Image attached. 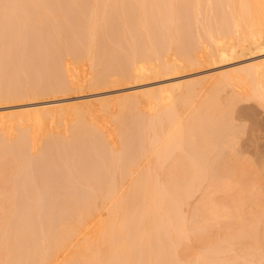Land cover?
Returning <instances> with one entry per match:
<instances>
[{"label":"rangeland","instance_id":"obj_1","mask_svg":"<svg viewBox=\"0 0 264 264\" xmlns=\"http://www.w3.org/2000/svg\"><path fill=\"white\" fill-rule=\"evenodd\" d=\"M15 1V0H14ZM14 1L13 0H6V1H4V0H0V20H1V22H2V20H3V24L5 25H8L7 23L10 21H13L12 22V24L9 22V24H11V25H15V29L17 30V26L16 25H18V19H21V17L23 18L24 17V15H23V13L25 14V17H27L26 19H28L29 17L27 16V15H29L28 13H26V11H27V9H26V5H25V9L26 10H20V9H23L24 8V6L21 8V5H23V4H21V5H19L18 3H20V2H18V3H15V5L13 4L14 3ZM19 1V0H18ZM22 1H25V0H22ZM21 1V2H22ZM27 1V0H26ZM29 1V0H28ZM38 1H41V0H37V2ZM43 1V0H42ZM41 1V3H43ZM49 1H55V0H49ZM48 1V2H49ZM56 1H58V0H56ZM61 1V0H60ZM65 1V0H64ZM64 1L62 0L61 2H60V5H61V3L63 2L64 3ZM72 1V2H71ZM68 0V1H65V3L64 4H62V6L64 5V6H66L67 7V9H68V14L70 13L71 15H72V12H73V14H74V10L75 11H77L78 9H77V7L75 8V6H74V3H73V1L75 2V0ZM80 1V2H79ZM76 0V2H78V3H81V0ZM87 1V4H84V5H87V6H84L85 8H86V10H88V12H90L91 10V12L93 13V15L95 14L96 15V13L97 12H95V6L93 5V1L94 0H85V2ZM101 1V0H100ZM99 0H98V10L99 9H103L102 11H103V13L104 12H106L107 10L109 11L108 13L110 14V12H111V16L113 17H109V20L110 19H113L112 21H109V20H107L108 19V17H107V19L106 20H103L102 22H100V23H98V24H100L101 26H100V28H96V29H98V30H100V34H99V32H98V30L96 31V32H98L97 34V36L95 35V30L93 31V36H94V38L95 37H98V39H94V38H92V36L91 37H89L88 36V38L91 40V41H89V39H85V37L87 36V34L88 35H90L89 33H92V28H93V25L95 26V24L97 23L96 21H97V19H98V17H99V21H101L100 19H102V14L100 13V14H98V16L96 15H94V17H97V18H94L93 17V15L91 14V12L89 13V16H87V15H84L85 14V12H80V11H78V14H75L74 16H72V17H67V15H66V11L65 10H67L66 8H62V9H60L59 8V10H61V13H60V11H51L50 9H52L53 8V5H57V6H54V10H58L57 8L59 7V2L58 3H54V4H49V3H46L47 2V0H46V2H44V3H46V5L48 4L50 7H48V5L45 7H42L43 5H41V9L43 10V8L45 9H47L48 11L46 12V11H44V15L46 16V15H49L50 16V18H51V16H52V18L53 17H56V15H58V17H62V16H60L63 12L62 11H64V16H65V19H66V17L67 18H69L71 21H69L68 19V23H69V25H70V27H72L74 30H76V29H80L79 27H82L80 30L82 31L83 30V25L84 24H82V26H80L81 25V23H85V25H87L86 27H88L90 24L92 25L93 24V22L95 21L94 19H96V21H95V23L92 25V26H90V27H92L91 29L89 28V29H86V31H88L87 33H85L86 31L85 30H83L81 33H80V31H75L76 32V36L75 37H71V38H67V37H70V36H73V35H75V32H74V30L72 29V31H69V32H67V30H69V29H65V31H63L64 29H63V24H64V27H66V26H69L68 24H66L67 23V20H66V23H62V25H61V28H60V30L61 31H63L64 33L66 32V35L65 36H63L62 35V33L63 32H61L60 30H59V28L57 27V26H59L60 27V24H61V20H62V18H60V21H58L59 23V25L55 22V20L58 18H53V20L51 19V21L52 22H48L50 19L47 17V19L48 20H46L47 21V23H48V25H51L50 23H53L54 24V22L56 23V26L55 25H51V31L53 32V34L52 33H50V29L48 30L47 29V23H46V25L45 26H43V27H46V28H44V30H46V32H47V30L49 31V33L48 34H50V35H48L47 33H45V31H43V28L41 27V29H42V31L40 30V29H38L39 30V33L38 32H36V31H34V32H36L38 35V37H39V35H43V36H45V37H43V40H44V38H46L44 41H41L42 40V38H40V40L39 39H37V37L36 38H34L33 36H35V35H33V34H35L34 32H33V34L31 35L30 33L33 31V27L35 26H31V28H33V29H31L29 26H28V24H32V22H31V20L32 19H30V23H28L27 24V21L28 20H26V25L29 27L28 28V31H27V29L25 28H23V29H20V27H18L19 28V33H20V35H19V38H20V36H22L20 39H18V36L17 35H12L14 38L16 37V41H14L15 39L14 38H9V35H7V34H9L10 33V31H11V29H13L14 28V26H13V28L12 27H10V25H8L9 27H10V31L9 30H7L6 28H7V26H4V28L6 29H4V30H0V34L2 33L3 34V37H5L4 38V40H3V37H0V97L1 98H3L2 100H1V98H0V127H2V125H1V122L2 121H8V125L6 126L7 127V131H8V133L6 132V134L8 135H5L7 138L9 137L10 139H11V143H16L15 145H16V147L18 146L19 147V150H24L23 152H21V151H19L18 150V147H17V149H13L14 148V146L15 145H13L12 147V149H13V153H14V155L11 153L12 152V149H10L11 150V152L10 151H7L8 152V155L10 154H12L11 156H12V158H10V157H8V159H10L9 161H7V163H9V164H6V162H4L3 164H1L0 163V169L1 168H3L4 167V165H8V166H12V165H10V163H12L13 162V164L15 163H19V165H20V168H21V170L20 169H18V173L20 172V171H22V172H20L19 173V175L18 174H16L17 172V170H15L16 168H9V169H7L8 167H4V170H2L1 169V171L2 172H0V183H4V182H6V183H4V184H6V186L8 185V182H10V187H11V184H13L14 182L17 184L18 182L20 183H18V185H19V189L20 190H23V189H21V188H23L24 186H25V188H24V192L25 191H30L29 190V188H31V189H33V190H35V191H33V193H36V191H38L36 194H34L36 197H42V198H40V199H42V200H39L38 198H36V197H32V198H35L34 200L37 202V204L39 205V209L41 210V208L43 209L44 207L45 208H47L48 209V211H49V208L51 207V210H50V212H48V211H46V214H48V216L49 215H52L53 214V216L51 217V216H45V217H48V219L51 217V218H53V220H51V222H49L50 221V219H49V221H47V223L44 225V222H46V220H44V222H43V219H45V218H43L42 216H43V214L45 213V211H44V213L42 212V210H41V213L39 214V212H38V208H36V209H34L35 207H37V204L35 205V207L33 206L34 204H35V201H33L32 203L33 204H31L32 205V207H34V208H31V206H28V205H30L29 203V198H31V197H29L30 196V194H32L33 195V193L32 192H30V194H29V196L28 197H26L27 195H22L21 193H20V195H22V196H19V194H18V197L17 198H15V200H17L18 202H19V198L21 197V198H23V199H27L28 200V202H26V203H28V204H22V203H24V200H23V202L21 203V202H19L20 204H21V206H20V204H18V202L17 201H14V195H13V193L11 194V192H14L15 193V196H17V193L16 192H19V190H18V188H16L17 187V185L15 186V184H13L14 186H12V187H14V188H12L11 187V189L10 190H12L11 192H10V197H12L13 198V200L9 197V198H6L5 199V204L2 206V208L4 207V209H3V211H6V209H9V212H10V209H11V206H9V205H11V202H10V199L12 200V201H14V203H13V205L15 204V202H16V208H17V210L13 207V205H12V208L14 209V210H12V212H14L15 211V213H19V215H20V212L21 211H19V209L18 208H20L21 210L22 209H24V210H22V213H21V218H20V221L17 223V221L16 220H18L19 219V215L18 214H15V213H9V216H10V218H11V215H13L12 216V218L14 217V220H15V218H16V216H17V218L18 219H16L15 221H16V223L17 224H20V222H22L21 220L23 219V222H25L26 220H27V222H30L31 224L32 223H34V225H35V221H37L39 218L38 217H40V219H42V222H38V221H40V220H38L37 221V223L39 224H43L44 226H46L47 224H48V222H49V225H51L50 223H54L55 222V225H54V227L57 225V227L58 228H61L60 227V223H64V221L62 220V219H64V218H66L67 219V217L65 216V217H63L64 216V212H62V210L61 209H63V210H65V208H62L63 207V202L64 201H66L67 202V199L65 200V199H63V198H68V194L70 193V195H71V191L72 192H74L75 193V191H73L74 190V186L75 185H77L76 184V182L77 181H79V184L81 185V186H79L80 188H81V190H80V188L79 189H77L76 191L78 192V190H80V192L82 193H80V192H76V195H79L78 197L79 198H77V199H80V197L82 196V195H91L92 194V192H91V194L90 193H88L89 192V190L87 189L88 187H89V189H92V188H94V190L93 191H95V192H98V190H100V187H102V189L104 188V189H107L108 191L110 190V193H113V192H116L118 189L120 190V187L121 186H123V184L124 185H127V184H125V183H123L125 180H126V183H128L127 181V179H129L131 176L132 177H134V175H136V176H138V175H142V174H145L146 172H148V170L149 171H151V169L150 168H152L153 169V166L155 165V170H157V172L158 173H160V175H164L163 177H165V175H166V173L167 172H165V169H168V170H170L169 168H166V167H168L169 165H167L169 162L168 161H166V159H167V157H169V156H165L166 157V159H165V161L167 162H165V161H162L160 158H165V157H163V153L165 154L168 150H170L171 152H173L172 150H171V148H173V147H171L170 149H166L167 151H163V153H161L162 154V156H160L159 155V153L160 152H158V150H156V152H158V154L154 151L155 149L153 148V146H152V150L154 151V152H152V154H151V152L149 153V151L150 150H148V148H147V153L148 154H150V156L147 154L146 155V153L144 154V155H146V156H149L148 158H146L145 156H143L142 155V153L140 154V153H137V151H135V150H137V148L138 147H144V142L143 141H145L144 140V137H145V135H142V134H140V133H138L139 132V130H141V128L139 127V125H141L142 126V124H139L138 125V123H139V117L138 118H134V117H132V113H133V115L135 116V117H137L136 116V114H135V111H134V109L136 110V106H127L125 109H129L128 111H124V108H120L121 106L119 105L120 103H121V98H117V95H119V96H123L122 98L123 99H130V98H132V97H130V96H128V95H126V94H128V93H131V92H134V90H144V89H148V88H154V87H156V86H162L163 87V89H161L160 91H159V94H161L163 97H164V102L165 101H167V102H171L170 100H172L173 101V104L174 105H178V104H180V106H182V110L180 109L179 110V113H178V115H179V119H180V121H182V120H184V119H188L189 118V120H190V114L191 113H193V111L195 110V108H197L199 105H204L205 106V103H214V104H217L218 105V107H220L219 108V110L221 109V107L223 108L222 109V111L221 112H223L224 113V109H226V111H227V113L225 114V116H226V118H223L224 120L225 119H228L229 121H230V124H233V125H231V127L233 126L234 128H237V130H235L234 131V128H232V130H233V132L229 135V136H231L232 138H233V133H235V136H234V138L232 139V140H234L236 137V139H235V141L233 142L232 140H230L231 142H233L232 144H230V145H232L230 148H228L229 146H228V141L227 140H229V139H226V141H227V143H225L224 144V146L225 145H227V148H225L224 146V148L227 150V151H224V152H227L228 153V150H230V152H231V154H230V152H229V154L232 156L230 159H232V158H234L235 160H237V162L236 161H233V159L231 160V162H236V163H233V164H238V161H240V163L241 164H243L244 163V165H245V162L247 163H249V165H245V168H246V170L244 169V171L245 172H243V165H242V167H240L239 165V168L238 169H240V170H242V171H240L239 170V172H242V173H245L246 174V176L245 175H243V176H245V177H248V179H250V181H248L247 182V186L246 187H248V192H249V194L251 193V191H253V189L255 190V191H257V190H259V191H261L260 193H262V191H264L263 189V187H264V101H263V99H264V96L262 97L261 95L257 98V97H255L252 93L253 92H251L252 90V80H251V78L250 77H247V76H239V80H237V82H235V84L234 85H231V84H225L224 83V86H222L221 87V84L220 85H216V86H211V84H212V82L213 81H218V80H214L215 79V77L217 76V75H219V74H222V73H230V75H237L239 72L237 71L238 69H243V68H245V67H247V66H250V65H259L260 63H263L264 61V46L263 45H261V46H259L258 44H257V46L256 45H251V46H249V48L247 47V48H244V49H246V50H244L243 52L240 50V51H238V52H233V53H230V54H232V55H225V56H223V58H220V59H217L215 62H213V61H211L210 62V58H208V54H209V45H207V44H210V43H207V41H204L205 42V46L203 45V43L201 44V45H203L204 46V48L206 47V46H208L209 48L207 49V47H206V49L204 50V49H202V47L203 46H201V49L203 50V51H199L198 50V52H203V54H204V52L205 51H207L208 52V56L206 55V57L208 58V59H210L209 61L207 60V58H206V62L204 61L205 60V58L203 59V61L204 62H200V63H202V64H196V65H201V66H193V67H186V65H187V62H186V56H187V51L186 50H183V52H182V50L181 49H185L184 47H182L181 49H180V51L183 53H180V51H178L179 49L177 48L176 50L178 51V52H176L175 50H170V51H166V52H164L161 56H162V58L164 57V56H168L169 55V57H170V64L169 65H166L165 63H162L161 61V63H158V62H152V63H147V65L149 66L148 68V71H144V70H141L140 72H139V74H145L143 77L141 76L140 78H138V79H136L135 81H127V80H125V82L123 81L124 79L123 78H121V72L119 71V69L117 70V68H116V71H113V70H115V68L112 70L113 71V73L114 72H119L118 74L117 73H114L113 75H118L117 77H118V79L116 80V84L114 83H111L110 84V86L108 85V84H106L105 86H99L98 84H99V82H100V74H101V71L103 70V69H105L104 67H106V65H110V66H112V65H114V66H116L117 67V64L118 65H120V63H122V61L123 62H125L124 61V58L125 59H127V57L129 56V53L130 54H132L131 53V50H132V48L133 47H135V50L136 49H138L137 48V44L139 43L140 44V42L139 41H141V36L145 33H143V31H140V30H142V24H140V22H139V20H132V18H133V15L135 14V13H133L132 14V12L130 11V9H129V7L131 6V5H133V6H136L135 5V2H132V0H131V2L132 3H130V0H124L125 2H129L130 3V6L128 7H124V5H127V3L126 4H124L123 5V1L122 0H120V1H118L117 3H120V5L119 6H122V7H124V8H120L118 5H116L115 3H116V1L115 0H112L113 1V3H114V5L113 4H109V3H111V0H102V3L100 2ZM122 1V2H121ZM142 1V0H141ZM181 1V0H180ZM179 0L177 1V2H175V0H174V2L176 3H173V4H175V7L178 5L179 6V3L178 2H180ZM184 2V5L186 4L185 3V1L186 0H183ZM16 2H17V0H16ZM35 2V4H36V0L34 1ZM69 2H71L70 3V5H69ZM76 2H75V4H76ZM89 2H91V7L92 6H94V11H93V7L91 8L90 7V5H89ZM109 2V3H108ZM52 3V2H51ZM68 3V4H67ZM100 3V4H99ZM105 3H107V4H105ZM121 3H122V5H121ZM19 6H18V5ZM40 4V3H39ZM39 4L37 3V6L39 7ZM65 4H67V5H65ZM82 4H83V2H82ZM94 4H95V1H94ZM137 4V3H136ZM182 4V3H181ZM180 4V5H181ZM52 5V6H51ZM68 5H69V7H71V5H72V7L70 8L71 10H69V7H68ZM101 5V6H100ZM102 5H103V7H105V5L106 6H108L106 9H104L103 7H102ZM109 5L111 6H113L112 7V10H113V12H112V10L111 9H109ZM17 8H16V7ZM77 6H81V4H77ZM116 6V7H115ZM174 6V5H173ZM177 6V7H178ZM216 6V5H215ZM61 7V6H60ZM74 7V8H73ZM82 7H83V5H82ZM82 7H80V10H81V8ZM83 7V8H84ZM118 7V8H117ZM171 7V6H170ZM169 7V8H170ZM16 8V9H15ZM19 8V9H18ZM50 8V9H49ZM82 8V9H83ZM118 9L119 10V12H118V10L116 11V9ZM131 8V7H130ZM135 8V7H134ZM134 8H132L131 10L134 12ZM137 8V7H136ZM174 8V7H173ZM179 8V7H178ZM182 7L180 6V9H181ZM208 8H209V6H208ZM14 9V10H13ZM40 9V8H39ZM40 9V10H41ZM45 9V10H46ZM65 9V10H64ZM74 9V10H73ZM120 9H121V11H120ZM170 9H172V7L170 8ZM169 9V10H170ZM180 9H176V8H174V9H172V11L174 10V12L176 13V10H180ZM39 10V11H40ZM42 10L40 11V13L42 12ZM49 10H50V14L48 13L49 12ZM53 10V9H52ZM73 10V11H72ZM106 10V11H105ZM111 10V11H110ZM21 11V12H20ZM30 11V10H29ZM29 11H27V12H29ZM37 11H38V8H37ZM82 11H85V9L84 10H82ZM101 11V12H102ZM116 11V13H115V15H113V13ZM136 11V10H135ZM171 11V10H170ZM181 11V10H180ZM14 12V13H13ZM15 12H16V14H18V13H20V15H22L21 17L20 16H18V15H16L15 14ZM54 12H55V16L53 15L54 14ZM79 12L82 14H79ZM87 12V11H86ZM98 12H100V10L98 11ZM139 12V11H138ZM138 12H136V13H138ZM174 12H172V13H174ZM177 12H179V11H177ZM13 14V15H11V14ZM37 13V12H36ZM39 12H38V14L39 15H41L40 17H42V19L41 18H39V20L41 19L42 21H45V20H43L44 18V16H43V14H40ZM43 13V12H42ZM46 13V14H45ZM48 13V14H47ZM51 13H53L52 15H51ZM56 13H58V14H56ZM75 13H77V12H75ZM119 13V14H118ZM174 13V14H175ZM180 13V12H179ZM179 13H176V14H178V15H181V14H179ZM4 14H5V16H4ZM9 14V15H8ZM32 14V13H31ZM31 14L29 15V16H31ZM87 14V13H86ZM91 14V15H90ZM105 14V13H104ZM184 14H186L187 15V12H185ZM16 15V16H15ZM33 15V17L36 15H34V14H32ZM78 15H81L82 16V18H78ZM106 15V14H105ZM105 15H103V17L104 18H106V16ZM139 15V14H138ZM3 16L4 17H8L9 18V16H13V17H11V18H7V20L8 21H5L4 20V18H3ZM18 16V17H17ZM76 16V17H75ZM90 17L91 16V20H92V23L90 22V20H89V18H86V20H84L83 18L84 17ZM183 16V15H182ZM182 16H180V18L179 19H181L182 18ZM188 16V15H187ZM16 17L18 18V19H16ZM24 17V18H25ZM35 17H37V15L35 16ZM39 17V16H38ZM92 17L94 18V19H92ZM136 17V14L134 15V18ZM137 17H139V19H140V16H137ZM3 18V19H2ZM5 18V19H6ZM23 18V19H24ZM30 18H32V17H30ZM76 18H78L79 20L80 19H83L82 21L83 22H81L80 23V25H78L79 23L78 22H76L77 20H75ZM118 18V19H117ZM184 18V17H183ZM181 19V22H182V20L184 21V19ZM12 19V20H11ZM14 19V20H13ZM35 19V18H34ZM34 19L32 20L33 21V23H34ZM64 19V18H63ZM64 19V20H65ZM138 19V18H137ZM186 19H189L190 20V18H187L186 17ZM226 19V21H230V20H228L227 18H225ZM15 20H17V24L15 23L16 21ZM39 20L36 18V22L37 23H39ZM64 20H62V21H64ZM87 20H88V22H87ZM115 20V22L116 23H114L113 21ZM120 21V23H118V21ZM209 20V18H207V20L205 21L204 20V22H203V24L205 23V22H207ZM22 22L24 21L25 22V20H21ZM41 21V22H42ZM81 21V20H80ZM79 21V22H80ZM132 21H136L137 23H139L140 25H141V27L138 25V24H136L135 25V28H137L138 26H139V28H141L140 30H139V28H137V29H135L134 28V26L132 25V23H134V22H132ZM156 21H158V20H156ZM156 21H154V22H149L150 24H151V26L148 24L147 26H150V28L152 27V28H154V24H152V23H155ZM203 21V20H202ZM210 22H213V20H209ZM209 21H208V23H209ZM0 22V23H1ZM19 22H20V20H19ZM22 22H20L21 24H22ZM23 22V24L22 25H24L25 23ZM186 22H187V24H189L188 26H190V29H189V27H187L188 29V31H190L192 28H194L193 26H192V28H191V24H192V22L190 23V21H188V20H186ZM222 22H224L223 21V19H222V21H221V23ZM1 23V24H2ZM14 23V24H13ZM37 23H35V24H37ZM43 23H45V22H43ZM114 23V24H113ZM158 23H159V21H158ZM183 23V22H182ZM182 23H181V25H179V26H181V28L183 29L184 28V25H183V27H182ZM228 23V22H227ZM0 24V25H1ZM40 24L42 25V23H39V24H37V26H35V28H38V27H40ZM66 24V25H65ZM116 24H118V25H116ZM180 24V23H179ZM194 24V23H193ZM223 24H226L225 22L223 23ZM229 24H230V22H229ZM20 25V24H19ZM33 25V24H32ZM84 25V26H85ZM97 25V24H96ZM138 25V26H137ZM199 25V24H198ZM227 25V24H226ZM225 25V26H226ZM26 26V27H27ZM117 28H116V27ZM137 26V27H136ZM187 26V25H186ZM9 27H8V29H9ZM86 27H84V29L86 28ZM97 27H99V25L97 26ZM115 27V28H114ZM21 28H22V26H21ZM69 28V27H68ZM180 28V29H181ZM186 28V27H185ZM1 29V28H0ZM2 29H3V27H2ZM71 29V28H70ZM182 29H181V31H182ZM262 29L264 30V25H263V27H262ZM20 30H21V32H20ZM25 32H24V31ZM30 30V31H29ZM32 30V31H31ZM36 30V29H35ZM110 30H113V31H115L116 32V34L114 35V33L115 32H111ZM187 30H185L184 29V31H182V33L184 32L185 33V31H187ZM8 33H7V32ZM26 31H27V33L28 34H26ZM59 31V32H58ZM85 31V32H84ZM111 32L109 35H108V33L109 32ZM136 31H137V33L139 34V33H143L141 36L140 35H138L137 33H136ZM139 31V32H138ZM153 32L152 30H150L149 29V32ZM5 32H6V34H5ZM13 34L14 33H16V34H18L17 33V31L16 32H14V29H13V31H11ZM23 32V33H22ZM40 32L42 33V34H40ZM55 32V33H54ZM71 32H73L74 34L72 35V33ZM155 32H157V31H155ZM179 32V33H178ZM178 32H176V33H178L180 36L181 35H183V34H180L181 32L178 30ZM12 33H10V34H12ZM23 35H22V34ZM26 35H25V34ZM43 33H45V34H47V35H45V34H43ZM58 33H61V35H59ZM68 33H71V35L69 34L68 36H67V34ZM85 33V34H84ZM154 33V32H153ZM153 33H151V34H153ZM175 33V34H176ZM188 32H186V34H187ZM32 36H30V35ZM56 34V35H55ZM80 34H81V36H80ZM86 35L85 37H84V35ZM137 34V35H136ZM155 34L156 33H154V35H152V37L153 36H155ZM178 34H176L177 36H178ZM190 34H191V37H193L194 35H193V33L190 31V33H188V35H185L184 34V37H180V39L182 38V40H179V42L181 41V46L182 45H184V43L182 42L183 40L185 41L189 36H190ZM4 35H6L7 36V38H8V40H7V38H6V36H4ZM82 35H83V38H82ZM104 35V36H103ZM107 35V36H106ZM112 35H114V36H112ZM120 35V36H119ZM149 35V34H148ZM0 36H2V35H0ZM23 36H26V37H23ZM67 36V37H66ZM110 36V37H109ZM119 36V37H118ZM138 36H140V37H138ZM144 36V35H143ZM142 36V37H143ZM145 36H146V38H145ZM145 36H144V38H145V40H144V38L142 39V40H144L145 42L142 44V47H143V45H145V43H147V47H145V48H148L149 47V49L148 50H151V48L153 49V46H154V44L156 43L155 41L156 40H158V39H156V38H154V39H156V40H152V42L154 41V44H153V46H150L149 45V42L151 41V39L152 38H147V35L145 34ZM150 36V35H149ZM156 36H158V35H156ZM185 36H187V38L186 39H183V38H185ZM106 37V38H105ZM118 37V38H117ZM151 37V36H150ZM179 37V36H178ZM195 37V36H194ZM193 37V38H194ZM75 39V43L72 41V42H70L71 41V39ZM82 38V39H81ZM100 38V39H99ZM104 38V39H103ZM141 38V39H140ZM158 38V37H157ZM85 39V40H84ZM95 40V42H94V40ZM102 39V40H101ZM138 39H139V41H138ZM150 40L149 42H146V41H148V40ZM177 39V38H176ZM175 39V40H176ZM18 40H20L19 42H17ZM81 40V42L84 40V43L85 42H87V44L88 43H90V44H88V46L86 47V45L84 46L82 43V45H81V47L80 48H78L79 46H80V44L78 43L79 41ZM96 40H100V42L99 41H97L96 42ZM175 40H174V43H175ZM190 40V39H189ZM189 40H187L188 42H189ZM78 41V42H77ZM103 41H107L106 42V44H105V42H103ZM178 40H176V44L177 45H175L174 43V46L175 47H177L178 45H180V43L179 42H177ZM186 41V42H187ZM192 41V38H191V40H190V42ZM69 44H68V43ZM77 42V43H76ZM93 42V43H92ZM138 42V43H137ZM142 42V41H141ZM190 42L188 43V44H190ZM70 43H73V44H70ZM68 44V45H67ZM94 44L95 45H97L96 47H95V50H94V52H93V48H94ZM187 44V43H186ZM192 44V43H191ZM107 45V46H106ZM130 45L131 46H133L132 48L130 47ZM135 45V46H134ZM75 46H77V47H75ZM91 46V47H90ZM180 46V47H181ZM185 46V45H184ZM187 46V45H186ZM190 46V45H189ZM189 46H187L188 48H186V49H189ZM112 47H114V48H112ZM140 47H141V45H140ZM155 47V46H154ZM175 47H174V49H175ZM179 47V46H178ZM90 48H92V49H90ZM144 48V53L147 51L146 49ZM191 48V47H190ZM140 49H142V48H140ZM140 49H138V50H136V51H134L135 52V55L137 56V54L136 53H138V51L140 50ZM92 51V53H91V51ZM134 50V49H133ZM243 50V49H242ZM87 51V52H86ZM90 51V52H89ZM186 51V54L184 53ZM120 52V53H119ZM140 52V51H139ZM152 52H153V50H152ZM207 52H205V54L207 53ZM242 52V53H241ZM88 53V54H87ZM112 53H114L113 55H112ZM115 53H118L119 55H116ZM141 53H143V51L141 52ZM146 53H148V51L146 52ZM149 53H151V51H149ZM238 53V54H237ZM241 53V54H240ZM90 54V55H89ZM92 54V55H91ZM121 54V55H120ZM154 54V53H153ZM152 54V55H153ZM203 54H201V55H203ZM204 54V55H205ZM128 55V56H127ZM135 55H130V56H135ZM142 54H140V56H141ZM151 55V54H150ZM203 55V56H204ZM127 56V57H126ZM129 56V57H130ZM139 56V57H140ZM156 56V55H155ZM155 56H152V57H155ZM118 57V58H117ZM119 57H120V62L118 61V59H119ZM138 56L136 57V58H139ZM131 58V57H130ZM165 58V57H164ZM164 58L162 59V60H164ZM223 59V60H222ZM221 60V61H220ZM138 61H140L139 62V64H142V63H144V62H142V56H141V59H139ZM118 62V63H117ZM184 66H183V65ZM261 65V64H260ZM259 65V66H260ZM60 66H63L61 69L64 71V69L65 70H67L70 74H71V76H72V78H73V80L75 81V85H76V89L74 90V91H72V93H66V94H60L59 95V93H57V92H53V94L51 93V95H50V93L48 94V92H51V90H49V91H47L46 89L47 88H49V87H52V88H54L55 87V85H53V84H56V86H57V84H59L61 81H60V79H61V77L63 78V76H61V70H60ZM58 67H59V70H58ZM109 67V66H108ZM113 67V66H112ZM168 67H170L171 68V70H168ZM197 67V68H196ZM119 68V67H118ZM58 71H59V74H60V79H58L59 78V74H57L58 73ZM238 72V73H237ZM64 72H62V75H64L63 74ZM53 74V75H52ZM52 75V76H51ZM115 75V76H116ZM57 76V78H56V80H55V77ZM263 76L264 75H262V78L261 79H263ZM218 77V76H217ZM123 81H121L120 82V79ZM56 81H54V80ZM58 79V80H57ZM50 80V81H49ZM264 80V79H263ZM49 81V82H48ZM53 81H54V83H53ZM58 81V82H57ZM60 81V82H59ZM119 81V82H118ZM127 81V82H126ZM191 81V82H190ZM185 82L187 83L188 82V84H186L187 86H185ZM192 82H194L193 83V86L192 85H190V84H192ZM45 83L47 84H49V85H45ZM120 83V84H119ZM197 83V84H196ZM13 84H14V86H16L15 87V90L13 89ZM51 84V85H50ZM95 84L97 85V87H94L95 86ZM173 85L175 86L174 88H176V89H174L173 88ZM178 85V86H177ZM183 87H182V86ZM189 85L191 86V87H189ZM188 89H187V88ZM192 87L195 89V91H194V89H192ZM6 88H12V92L13 91H15V92H13V93H10V95L11 96H14L15 94L14 93H16V95H19V97L22 95V98H18V100H13L12 98V100H8V99H10V95H8V93L7 92H5V89ZM46 88V89H45ZM189 88L192 90L191 92L192 93H188V95H184L185 94V92H188V90H189ZM9 89H8V91H9ZM50 89V88H49ZM3 90H4V92H3ZM7 90V89H6ZM11 90V89H10ZM17 90H20V93H19V91H18V94H17ZM42 90L45 92V93H43L42 92ZM47 92H46V91ZM35 91V92H34ZM42 92V94H38V93H41ZM10 92V91H9ZM24 94H23V93ZM28 92H34V94L33 93H28ZM38 92V93H37ZM5 93H7V95L9 96H7V101H6V99L4 100V97L5 96H3V95H6ZM36 93V94H35ZM54 93L56 94V95H54ZM27 94H30V95H34V97H32V99L30 98V99H28V98H25L24 99V95H27ZM43 94H45V96L43 95ZM48 94V95H47ZM173 94V97H169L170 95H172ZM187 94V93H186ZM236 94H238L237 96H239L240 98H238V97H236L235 95ZM29 95V96H30ZM37 95V96H36ZM39 95V96H38ZM47 95V96H46ZM101 96V97H108V99H106L103 103L105 104V108H106V110L104 109L103 110V108H104V106L102 105V107H101V109L99 108V106L101 105V104H99V103H92L91 105H89V107L91 106V108H93L94 107V109L92 110V109H89V112L91 113H89L88 112V114H90V118L89 117H87L88 116V114H87V116L84 118V119H86V118H88L89 120L91 119V122L89 121V123H93L92 124V126L93 127H96L95 128V130L94 129H92V127L90 126V128L92 129V133L90 132V130L88 131V133L86 134V133H82V135L80 134V137L82 136V137H84V135H85V137L87 138H84V140L86 139L87 141H93L94 139V141H96V142H91V145L89 146L90 148H91V150H92V148H93V153L90 151V149L89 148H86V147H88V145H86V146H83V144L85 145V144H90V141L89 142H85L84 140H82L83 138H81V140H82V142L83 143H81V140L79 141V139L80 138H77V136H78V134L76 133V132H74L73 130H71V128H72V125H73V122H72V120H71V118L70 119H68V117H67V119L66 118H63V117H61V116H59L58 117V115H56L58 118L56 119L55 118V122L54 123H52L51 122V118H48V117H46V119H44V124L41 126V127H39V125H37V124H35V123H31V126H32V128L34 129V132H35V136H34V139H33V141H31V143L29 144L28 143V145H30V146H28L27 148L26 147H22V149L20 148V143L22 144V143H26V142H23V141H26V138H24L23 140H21V138L23 137H21V131H22V124H20V123H18V122H13V121H15L17 118V115H10V114H8V115H6V116H2L3 114H5V113H9V112H15V110H18V111H20L21 109H20V107H18L17 105H21V104H27V103H34L33 105H32V107L34 108L33 110H32V112H29L30 114H32V115H38V114H42L43 113V110H41V109H39V107H41L42 105H44L43 103H45V101L46 102H51L52 100H56V99H64L66 102H70V101H74V99L75 98H77V97H84V101H87V100H89L88 98L89 97H93V96ZM3 96V97H2ZM231 96V97H230ZM230 97V98H229ZM233 97H235V98H238L237 100H236V102L234 103L233 102V104L232 103H230V104H232L231 106H228L227 105V100H234L235 98H233ZM242 97V98H241ZM261 98H263L262 100H260ZM20 99V100H19ZM23 99V100H22ZM68 99H70V100H68ZM3 100H4V102H3ZM230 100V101H231ZM119 101H120V103H119ZM230 101H228V102H230ZM231 101V102H232ZM235 101V100H234ZM102 103V104H103ZM201 103H203V104H201ZM226 103V104H225ZM214 104H212V106L214 105ZM229 104V103H228ZM108 105V106H107ZM141 106V108H144V110H145V112H146V114H152V113H155L156 111H157V108L161 105L160 104V102H158V101H151V102H149V103H146V104H140ZM227 107H229V108H226V106ZM93 106V107H92ZM211 106V105H210ZM211 106V107H212ZM215 106V105H214ZM233 106V107H232ZM88 107V105L86 106V108ZM208 107H209V105H208ZM232 107V108H231ZM109 108V109H108ZM206 108H207V106H206ZM213 108V107H212ZM212 108H210V109H212ZM140 109V108H139ZM209 109V108H208ZM207 109V110H208ZM227 109H229V110H227ZM90 110H92V111H90ZM214 109H212V110H210V111H207V112H209V113H211V115H207L206 114V117L207 116H211V117H213L214 115H212V112L213 113H215L216 115L218 114V112H217V110L218 109H216V111L214 110ZM224 110V111H223ZM207 112H205V113H207ZM29 113H24V114H22V115H20L21 117H24V118H26L27 116H28V114ZM204 113V112H203ZM220 113V112H219ZM85 114V115H86ZM138 114V113H137ZM200 116H201V118H202V120H204V123H205V120H209L210 118H207V119H203V114L201 115V114H199ZM221 115V117H222V113L220 114ZM55 116V117H56ZM189 116V117H188ZM218 116H219V114H218ZM230 116V117H229ZM61 117V118H60ZM205 117V114H204V118H206ZM141 119L143 118L142 116L140 117ZM201 118L199 117V119L201 120ZM215 118V117H214ZM199 120V121H200ZM211 120V119H210ZM25 122H23L24 124H26L27 122H26V120H24ZM185 121V120H184ZM138 122V123H137ZM143 122V121H142ZM142 122H140V123H142ZM207 122V121H206ZM210 122V121H209ZM208 122V123H209ZM207 123V124H208ZM56 124V125H55ZM236 125V126H235ZM136 126V127H135ZM137 127H138V129H137ZM98 128V129H97ZM144 128V127H143ZM88 129H89V127H88ZM145 129V128H144ZM144 129H142V130H144ZM238 129H239V131H238ZM97 130V131H96ZM99 130H101V131H99ZM134 130V131H133ZM135 130L137 131V133L138 134H140V135H138L136 132H135ZM142 130H141V132H142ZM198 131H197V133H200V130L199 129H197ZM94 131H96V133L94 132ZM145 131V130H144ZM143 131V132H144ZM236 131H238L237 133H236ZM23 132V131H22ZM142 132V133H143ZM46 133L48 134V135H51V134H55V135H53L54 137L56 136L57 138H54L53 137V139L51 140V136H48V135H46ZM72 133H73V135H72ZM89 133H91V135L89 134ZM147 133V132H146ZM195 133H196V131H195ZM57 134V135H56ZM99 134V135H98ZM101 134V135H100ZM103 134V135H102ZM136 134V135H135ZM143 134H145V132L143 133ZM184 135L186 134L187 135V133L185 132V133H183ZM201 134H202V132H201ZM61 135V136H60ZM71 135V139H73L77 144H78V141L80 142V145H82L83 146V151H82V153L84 152V155L86 156H83V154H81V146L80 145H76L77 146V149L76 150H74L75 148L73 147V145L75 146V143H74V141H73V144H72V140L70 139V138H68L67 139V137H69ZM92 135H94L93 136V138H92ZM95 135H98L99 137H101L100 139H99V137H97V138H95ZM142 135V136H141ZM192 135V134H191ZM194 135H196V134H193L192 136V138H193V140H194ZM203 135V134H202ZM59 136V137H58ZM62 136H64V137H66V139H64V137H62ZM105 136V137H104ZM134 136H136V137H134ZM140 136H141V138H140ZM144 136V137H143ZM197 136H199L198 134H197ZM5 137V138H6ZM75 137H76V139H75ZM92 139H91V138ZM102 137H104L103 139H102ZM132 137H133V140H132ZM142 137H143V140H141L142 139ZM148 137V138H147ZM184 137H189L188 138V142H186V140H183L184 139ZM182 136V134H181V139L183 140L182 141V144H183V146H184V144L186 143V147H188L189 148V146L191 145L190 143H193L191 140H192V138H191V136H190V133H189V135H187V136ZM203 136H199V137H196V139L197 138H199L198 140H195L196 142H197V144H198V142H200V139L202 138ZM6 138V139H7ZM8 138V139H9ZM60 138H62V141L64 140H68V141H63V143H62V145L64 144V146H65V148H64V146L62 147H59L60 146V143H56L57 141H59V142H62L61 141V139ZM135 138V139H134ZM186 138V139H187ZM55 139H57L56 141H55ZM108 139V140H107ZM146 143L148 142V140H149V135H147L146 136ZM20 140L22 141V142H20ZM78 140V141H77ZM109 141V142H106V141ZM139 140V141H138ZM237 140V141H236ZM51 141H52V143H53V145L54 146H52L51 145ZM55 141V142H54ZM101 141H104V143L102 142L101 144H100V142ZM131 141H133L132 143H130ZM69 142H71V144L69 143ZM85 142V143H84ZM140 144V146H139V144ZM142 142H143V145L141 146V144H142ZM235 142H236V144H235ZM19 143V144H18ZM65 143H69L70 145H65ZM108 143H110V144H108ZM134 143V144H133ZM138 144V146H137V144ZM56 144V145H55ZM106 144H107V146L109 147H107L106 146ZM129 144H131V145H133L134 146V149H133V151L135 152V153H137L136 155L133 153V151H132V154H130L129 155V152L128 151H130V153H131V147H133V146H130ZM195 144V143H194ZM26 145V144H25ZM58 145V146H57ZM129 145V146H128ZM177 145H180V144H176L175 145V148H173V149H176V147H177ZM193 145V144H192ZM191 145V146H192ZM199 145V144H198ZM234 145H236V147L234 146ZM56 146V147H55ZM71 146V149H69V147ZM79 146H80V148H79ZM98 146V147H97ZM100 146H102L101 148H100ZM112 147V149L113 150H115L114 152H117V154H115L114 152H113V150L111 149V151H109V149ZM183 146H180V147H183ZM15 147V148H16ZM95 147L97 148L96 150H95ZM149 147H151V145L149 146ZM179 147V146H178ZM177 147V148H178ZM179 147V148H180ZM196 148L197 146H192V149L193 148ZM56 148H59V150H56ZM60 148H61V150H60ZM65 149V151H64V149ZM68 148V149H67ZM85 148V149H84ZM100 148V149H99ZM104 148H108L107 150L106 149H104ZM129 148V149H128ZM140 148H138V149H140ZM194 148V149H195ZM198 149V152H195L194 154H196V153H198V156H196V157H203V155H202V153H203V149L200 147V146H198L197 147ZM233 148H234V150H236V151H234L233 150ZM78 149H80V150H78ZM88 149V150H87ZM125 149V150H124ZM127 149V150H126ZM151 149V148H150ZM183 149H185V147L183 148ZM181 150V148L179 149V151H178V149H177V151L178 152H180V150L181 151H185V150ZM187 149V148H186ZM192 149H190V151L192 150ZM224 149V150H225ZM63 150V151H62ZM89 152H87V151ZM109 151L110 153H109V155L110 156H106V155H108L107 153L105 154V152L106 151ZM123 150V151H122ZM142 150H143V148H142ZM142 150L140 151V152H142ZM146 150V149H145ZM196 150V149H195ZM59 151V152H58ZM61 151V152H60ZM72 151H74V156H73V153H72ZM75 151L77 152L76 154L78 155V153H80L78 156L77 155H75ZM94 151H96L95 153H94ZM98 151V152H97ZM119 151H122V154L120 155L119 154ZM160 151V150H159ZM162 151V150H161ZM192 151H194V150H192ZM234 153H233V152ZM10 152V153H9ZM57 152V153H56ZM68 152H69V154L70 155H68ZM89 154V156H87L88 154ZM114 153L113 155H115V157L118 159H115L114 158V156H113V158L115 159H113L114 161H112V160H110L113 164H111V162L110 161H108V158L109 159H111V154L112 153ZM146 152V151H145ZM175 152H176V150H175ZM177 152V153H178ZM187 152H188V154H189V151L187 150ZM4 153V152H3ZM66 153V154H65ZM98 153V154H97ZM99 153L101 154V155H99ZM193 152H191L190 154H191V156L193 155L192 154ZM226 153V154H227ZM72 154V155H71ZM94 154H96V156L94 155ZM133 154H134V156H133ZM138 154H140V155H142V156H140V155H138ZM167 154H170V152H168ZM166 154V155H167ZM172 154H174V155H171V157L170 158H172L173 160H174V158L176 157V155H175V153L173 152ZM187 153H186V155H188ZM226 154H225V156H226ZM229 154H227L228 155V157H230L229 156ZM5 155V154H4ZM6 155H7V153H6ZM124 155H127V156H125L124 157ZM129 155V156H128ZM159 155V156H158ZM1 156H3L2 154H1ZM71 156V157H70ZM82 157V158H84L83 159V161L84 162H82V158H78V157ZM119 156V157H118ZM122 157V159L123 158H126V161H125V159L123 160V161H121L120 159H121V157ZM135 156L137 157V158H135ZM140 156V157H139ZM174 158H173V157ZM193 156H195V155H193ZM60 157V158H59ZM75 157V158H74ZM87 157H88V159H87ZM227 157V156H226ZM5 158H6V156H5ZM4 158V156H3V158H1L2 160H4L5 159ZM13 158H15L14 160H12ZM58 158H59V160H58ZM63 158V159H62ZM71 158H74V160L73 159H71ZM157 158H159V161L161 160L162 162H164V163H162V164H164V165H162L161 164V162L158 164L159 165V168H158V166L156 165V161H158V159ZM198 158H196V159H198ZM201 158L199 159V160H201ZM18 160V162L16 161L15 162V160ZM44 159V160H43ZM50 159V160H49ZM52 159H53V163H51L52 162ZM61 159H62V161H61ZM80 159H81V161H80ZM135 159H136V161H135ZM172 159H169L168 158V160L169 161H171ZM229 159V160H230ZM142 162H141V161ZM147 160H148V162H147ZM198 160V161H199ZM1 161V160H0ZM5 161V160H4ZM12 161V162H11ZM48 161V162H47ZM58 161V162H57ZM61 161V162H60ZM150 161H151V165L149 164L150 163ZM73 162V163H72ZM99 162V163H98ZM107 162H108V165H107ZM121 163V165H120V163ZM138 162V163H137ZM155 163V164H152V163ZM203 162H205V160L204 159H202V163ZM39 163H41L40 165H39ZM43 163V164H42ZM56 163H58V164H56ZM65 163V164H64ZM158 163V162H157ZM166 163V164H165ZM173 163V162H172ZM239 163V164H240ZM247 163V164H248ZM15 164L13 165L14 167H15ZM48 164V165H47ZM61 164V165H60ZM124 164H127V165H124ZM136 164H138L139 165V167H138V165H136ZM3 167H2V166ZM43 165V166H42ZM57 165H58V168H57ZM64 165V166H63ZM96 165H98V167L96 166ZM105 165V166H104ZM114 166V169H115V173H114V169L113 170H109V169H111V168H113V166ZM122 165H123V167H122ZM167 165V166H166ZM202 165V164H201ZM205 165V164H204ZM61 166H63V167H61ZM88 166V167H87ZM91 166V167H90ZM93 166V167H92ZM108 166H110V167H108ZM148 166H151V167H148ZM248 166H251L250 167V169L251 170H249V173H251V175L250 176H252L253 174H254V171L255 172H258L257 170H258V167H259V169L260 170H262V171H260V173H258V174H262L261 176H258V177H260V179H258V178H256L257 177V173H256V175H254V176H252L251 178H253V179H251V178H249V176H248V172H247V170L249 169V167ZM263 168H262V167ZM17 167L19 168V166H18V164H17ZM41 167V168H40ZM48 167V168H47ZM60 167V168H59ZM90 167V168H89ZM125 167V168H124ZM127 167V168H126ZM128 167L130 168V171L128 172ZM51 168V169H50ZM63 168V169H62ZM86 168H89V169H86ZM97 169V168H99V170H100V173H102L104 176H105V179H107V180H103L102 179V177L101 176H103V175H100V178H101V180L99 179V180H97V179H95V178H98L99 176V174H98V169L97 170H94V169ZM108 168V169H107ZM158 168V169H157ZM165 168V169H164ZM170 168H171V166H170ZM199 168H203V170L205 171L206 169L204 168V166L202 167H199ZM256 168V169H255ZM8 171H10V172H8ZM11 169H13L14 170V172L11 170ZM41 169V170H40ZM91 169V170H90ZM107 171V172H105V170ZM118 169V170H117ZM127 170V173H128V177H129V174L131 173V176L129 177V178H125V177H127V176H124V178H125V180H123L122 179V176H123V174H125L126 175V173H124L126 170ZM134 169H135V171L137 170V171H142L141 173L142 174H139V172H138V175H137V171L136 172H134ZM141 169V170H140ZM200 169V170H201ZM50 170H52V172L50 171ZM55 170H57V171H55ZM63 170V171H62ZM85 170H88L89 172H87L88 173V176H86V172H83V171ZM92 170H93V172H92ZM108 170H109V172H110V174L108 173ZM116 170H117V172H120L119 174H121V180H117L118 178H119V175H118V173L116 172ZM132 170H133V172L135 173H132ZM154 170V173L156 172ZM5 171V172H4ZM47 171V172H46ZM55 171V173L54 174H52L53 172ZM58 171H60V174H59V172ZM97 171V172H96ZM112 171H113V173H112ZM153 171V170H152ZM204 171H203V173H204ZM7 172L8 173H11L12 174V177H13V174L15 175L14 177H16L17 179H19V180H17V179H15V180H13L14 182H12V179H14V177L13 178H11V174L9 175L8 174V176H6V177H8L7 179L5 178V175H7ZM41 172V173H40ZM91 172V173H90ZM201 171H198L197 172V174H199V175H201V173H200ZM262 172V173H261ZM4 173V174H3ZM23 175H22V174ZM92 173H93V175L94 176H96V177H93V175H92ZM104 173H108V177H109V175H110V177H111V180H110V178L108 179V178H106V175L104 174ZM22 176H21V175ZM43 174V177L41 178V179H39V176H41ZM69 174H71V175H69ZM73 174H74V176H76V179H77V175H78V180L76 181V180H70V179H68L69 177L70 178H73L74 176H73ZM77 174V175H76ZM98 174V175H97ZM134 174V175H133ZM205 175H203V178L205 177V179L207 178L206 176L208 175L207 174V172H205L204 173ZM207 174V175H206ZM27 175H28V177H27ZM34 175V176H33ZM50 175V176H49ZM54 175V176H53ZM89 175H90V177H89ZM116 175V176H115ZM3 176V177H2ZM35 176H36V179H35ZM53 176V177H52ZM56 176V177H55ZM61 176V177H60ZM196 176V175H195ZM229 176V175H228ZM227 175L226 176H224L223 175V177H221L220 179H219V181L222 179L223 180V178L225 179L224 181H226L225 183H227L226 184V186H225V188L227 187L229 190H227L226 189V191L224 190V187H222L225 183L224 182H220L219 183V181L217 182V183H219V187H218V189H220L221 190V188H222V190L223 191H221L222 193H224V191H225V193L228 191H230V193L229 194H231L232 195V193H233V195L234 194H236V192L234 191V188H236V183H234V185H233V183H230V182H233V181H235L236 182V179H235V177H233V176H229L228 177ZM256 176V177H255ZM19 177V178H18ZM22 177H25V179L23 178V180H24V182H23V180L21 179ZM31 177L33 178V179H31ZM49 177V178H48ZM67 177V178H66ZM81 177H83V179L84 180H82L81 179ZM162 176L160 177L161 179L163 178ZM197 177V176H196ZM196 177H194V178H196ZM201 177H202V175H201ZM199 178V179H201V181L199 180L198 181V179L197 180H195L194 181V179H186V178H184V187H187L188 185H192V186H190V189H191V187H194L191 191H189L191 194V196H194V197H192L191 198V196H190V199L188 200V201H186V204L188 205H185V203L184 204H182V206L181 207H179L178 209L180 210L181 208V210L183 211H181L182 213H184V210H185V213H184V215H185V217H184V215H182L181 214V212H178V214L179 215H177L176 213V216H174V217H176V219L178 218V216H183L185 219H183V220H185V227L184 228H188L187 230L188 231H192V233L190 232V233H187L188 235L190 234V235H195V236H191L192 237V239L194 238V237H196V236H198L199 234H197V232H196V234H195V231L196 230H192L193 228L194 229H197V227H195V226H199L198 227V231H199V228H202L203 226L200 224V222L202 223V221H204L205 223H206V220H205V212L207 211V207H209L208 206V204L206 205L205 203H210L212 200H213V196H215V192H216V194H218V189H216L214 186H213V184H212V181H210V180H208L207 181V179L205 180V179H203V181H202V178ZM226 177H228L229 178V180L230 179H235V180H231L230 182H229V184H228V179L226 180ZM262 177V178H261ZM2 178V179H1ZM3 178H4V180H3ZM27 178H29L30 180H28ZM44 178H45V181H44ZM62 178V179H61ZM75 178V177H74ZM91 178H94L95 180H93V179H91ZM198 178V177H197ZM9 179H11V180H9ZM27 179V180H26ZM38 179V180H37ZM51 179V180H50ZM55 179V181H53ZM59 179V181H57ZM256 179H258L259 181H261V182H259V183H256L257 181H256ZM262 179V180H261ZM2 180V181H1ZM7 180H9V181H7ZM37 182H36V181ZM86 180V181H85ZM92 180V181H91ZM109 180L111 181V182H109ZM160 179H158L157 181H159ZM252 180V181H251ZM28 181V182H27ZM30 181V182H29ZM39 181V182H38ZM41 181H42V183H41ZM48 183H47V182ZM58 182V184H57V182ZM75 184H72L71 185V183L72 182ZM114 181H115V183H114ZM157 181H155L156 183H157V185L154 183V186L156 187H158V186H160V184H162V183H160L161 181H159V182H157ZM194 181V182H193ZM205 181V182H204ZM254 181H256V182H254ZM12 182V183H11ZM32 182V183H31ZM43 182H45V183H43ZM53 182L55 183V184H53ZM64 182V183H63ZM71 182V183H70ZM82 182H87V184H89V186L87 187L86 185H84V184H82ZM93 184V185H91V183ZM188 184V185H185L186 183ZM196 182V183H195ZM200 183V184H198V185H196L197 183ZM201 182H203L204 184H205V187L203 186L204 184L202 183L201 184ZM249 182H251L252 184H250ZM254 182V183H253ZM24 183L26 184V185H24ZM32 185H34L33 187H29V186H32ZM38 183L40 184V185H38ZM60 183L62 184V185H60ZM78 183V182H77ZM109 183H111V185H109ZM117 183V184H116ZM160 183V184H159ZM224 183V184H223ZM238 183V182H237ZM3 184V185H4ZM30 184V185H29ZM36 184V185H35ZM50 184V185H49ZM53 184V185H52ZM57 184V185H56ZM78 184V185H79ZM104 184V186H102ZM206 184H208V185H206ZM221 184H223V185H221ZM230 184L232 185V186H230ZM38 185V186H37ZM64 185H66L65 187H66V189H65V187H64ZM74 185V186H73ZM84 185V186H83ZM220 185H221V188H220ZM249 185V186H248ZM251 185H254V186H251ZM2 184L0 185V189H2V191L1 192H5V190L7 189V187H4V186H2ZM50 186V187H49ZM53 186V187H52ZM54 186H55V189H57V191L54 189V190H52V188H54ZM59 186H61V189H62V186L64 187V189H65V191L67 190V196L65 197L64 196V194L66 193L65 191H63V190H59ZM87 188H86V187ZM100 186V187H99ZM200 186H202V188L200 189ZM235 186V187H234ZM5 189H4V188ZM8 187H9V185H8ZM21 187V188H20ZM73 187V188H72ZM125 187V186H124ZM204 187V188H203ZM216 189V191H215V189ZM234 187V188H233ZM237 187H238V185H237ZM249 187H250V189H251V191L249 190ZM251 187H253V188H251ZM263 188V189H261V188ZM76 188H78L77 186H76ZM84 188V189H83ZM86 188V189H85ZM111 188V189H110ZM114 188V189H113ZM116 188V189H115ZM213 188V189H212ZM14 189V190H13ZM26 189V190H25ZM36 189H38V190H36ZM82 189H83V191H82ZM98 189V190H97ZM101 189V190H102ZM122 189V188H121ZM189 189V190H190ZM215 191L214 193H212L213 191ZM42 190V191H41ZM51 190V191H50ZM107 190H102V191H104L103 192V194L105 193V191L107 192ZM115 190V191H114ZM118 190V191H119ZM206 190V191H205ZM219 190V191H220ZM53 191V192H52ZM59 191H60V193L61 192H65V193H62V195L64 196H62V195H60V193H59ZM200 191H203V194H200ZM207 191H209L210 192V194L212 195V197L210 196V198H207V199H209V200H211L210 202H209V200H207L208 202H205V200H204V194H205V192H207ZM259 191H258V193H259ZM1 192H0V194H1ZM26 192V193H27ZM42 192V193H41ZM43 192H44V194H43ZM57 192L59 193V194H57ZM95 192H94V194H95ZM194 193V195H193V193ZM254 192V191H253ZM252 192V193H253ZM26 193H24V194H26ZM41 193V194H40ZM53 193L55 194V195H53ZM73 193V194H74ZM202 193V192H201ZM222 193H220V195H219V198H221L222 196V198L224 199V201H223V199L222 200H218V197H215L214 198V200H218L221 204H219V205H221L222 207H225V208H227L228 207V209L231 211V208H229V206H228V202H229V204H230V201H227L225 198H226V195L227 194H225L224 193V195H225V198H224V195L222 194ZM259 193V194H260ZM3 194V193H2ZM7 194V197H8V193H6ZM28 194V193H27ZM41 196H40V195ZM42 194H43V196H42ZM47 194V195H46ZM49 194V195H48ZM72 194V195H73ZM256 194H257V192H256ZM263 194V193H262ZM31 195V196H32ZM33 195V196H34ZM38 195V196H37ZM60 196V200H59V198L58 197H56L57 198V200H56V198H55V196ZM75 194H74V196H76ZM87 195V196H88ZM101 195H102V192H101ZM105 195V194H104ZM104 195H102L103 196V200H104ZM203 195V196H202ZM231 195H227V196H231ZM24 196V197H23ZM62 196V197H61ZM86 196V197H87ZM88 196V197H89ZM91 196H93V195H91ZM95 196H97V194L95 195ZM119 196H121L120 194H118V195H116L115 196V198H116V200L119 198ZM200 196H202L201 198L203 199V202L204 203H202V201L200 200L201 198H200ZM216 196H218V195H216ZM264 196V195H263ZM72 197V196H71ZM77 197V196H76ZM83 198L85 197V196H82ZM81 197V198H82ZM233 197V196H232ZM236 197V196H235ZM31 198V200H33ZM44 198H46V199H44ZM50 199V201L52 200V202H51V204H49L50 203V201H49V199ZM69 198H70V196H69ZM72 198H74V197H72ZM92 198V197H91ZM98 197H96L95 199H97ZM198 198V199H197ZM261 198H264V197H261ZM37 199L39 200V201H41L40 203H38L39 201H37ZM64 200L63 202L61 201V200ZM74 199H76V198H74ZM93 199H94V196H93ZM95 199L92 201V202H94L95 201ZM102 199V198H101ZM106 199V198H105ZM229 199V198H228ZM231 199V198H230ZM234 199V198H233ZM82 200V199H81ZM88 200V201H87ZM87 200H86V198H85V201H87L88 202V204H86L87 206L89 205V200L90 199H88L87 198ZM110 199H106V202H108ZM113 200H114V198H113ZM115 200V201H116ZM195 200H198V202L197 203H195L194 201ZM232 200V199H231ZM235 200H237V199H235ZM247 200H249V198L247 197V198H244L241 202L244 204V206H243V204H242V206H243V211H244V213H246L247 214V212L246 211H249L248 212V217L246 218V215H244V218H242V219H240V220H242V221H240L239 219H235V217H234V219H232V216H233V214L231 213V217H230V215L228 214L227 215V219L229 220V218L230 219H232V221L234 222V225L233 224H231L232 222L229 220H227L226 221V219H224L223 217H225L226 218V216L224 215V216H220L218 219L220 220V222H219V220H216L215 222L214 221H212L211 223H213L214 225H212V226H214L213 228L216 230V234H214L212 231L210 232L211 233V235H217V237L215 236V238H214V236L213 237H211V236H205L206 238H212V240H210L209 239V241H211V243H212V247H211V243H209L208 242V239L206 240V238H205V240L206 241H202V243L200 242H198L197 243V241L195 240V239H193V240H195V242H193L192 241V239H191V237H190V240H188L189 238L188 237H186V236H184V234H185V232H183V234H182V236H184L183 238H181V239H183L182 241H181V239H178L179 241H180V243H182V245H180V244H178L177 243V239H175L176 237H175V235L173 236L174 238L173 239H171L172 238V232L174 233L175 231L173 230V228H172V232H171V228L169 229L168 228V226L167 225H160V228H161V226H163V227H165V226H167L166 228H168V230H170V232H168L166 229H164L165 231H167L166 233L164 232L163 233V231L164 230H160L161 231V233L159 234L158 232H159V230H156V233L154 232V234L152 235V237L154 238L155 236H156V238H154L155 239V241H158L157 240V237H159L160 238V236H158V235H165L167 238H169V234H170V237L171 238H169L170 240H168L169 242H165L166 240H167V238L165 239V243L164 242H161L162 241V238H161V241L159 240V242H161V243H159L160 245H158V242H155L153 245H152V252H153V249H154V251L156 252L157 250L159 251V247H160V249H161V246L163 247L162 248V250H160L157 254H155V256L156 255H158L157 257L159 258V260L161 259V257H162V254H161V257H160V252H162L163 251V249H164V247H166V251L167 252H169V254H170V250H174V251H176V248H177V250H178V253H177V251L175 252V257H174V255H173V253H174V251L172 252V255H169L167 252V254L165 253V255H164V251H163V257H162V261L161 262H159V260H158V258L156 257V261L157 262H159L158 264H161V263H163L164 261V263L165 264H168L169 263V260H168V258H170V263H174L175 261H177V263L176 264H178L179 263V258H182V259H180V260H183V261H185V255H186V253H185V250L184 249H186L187 250V248H185L183 245H185V243L187 244V245H185L186 247H188V245L190 246V245H193L194 246V249L192 250V248L193 247H191V251H189V250H187L188 251V253H190L189 255L191 256L190 258H192V260L190 261V263L191 262H193V264H195L194 263V260H195V262H197V261H199V264H201L200 262L202 261L203 262V264H214V260L215 261H217V258L216 259H214L213 260V258L212 257H215V254H214V256L212 255L213 253H212V250L214 249V247H215V245L216 244H218V243H220V242H217V240H219L220 239V241L223 243V241L221 240V238H219L218 237V235H219V233L221 232V233H223L224 231H225V227H224V229H223V225L225 224V223H230V224H227V228L226 229H228L229 228V226L228 225H230L231 226V228H232V225L234 226L233 228L234 229H238V228H235L236 226V224H237V227H242L243 226V223L242 222H244L245 223V225H247V227H246V229L248 230V229H250L252 226H249L248 225V222H251V220L250 219H253V223L255 222V217H257L258 216V212L255 210V208H254V204H253V200H252V198H250V200L252 201V203L249 205V202L247 201ZM249 200V201H250ZM261 200H263V199H261ZM26 201V200H25ZM47 201V202H46ZM48 201H49V203H48ZM57 201H59V203L57 202ZM68 201L70 202V200L68 199ZM72 201L75 203V201L72 199ZM71 201V204H69L68 202V204L69 205H72V202ZM83 201H84V199H83ZM82 201V202H83ZM84 201V202H85ZM97 202H98V199L96 200ZM201 201V202H200ZM221 201H223L224 203H226L227 205V207L223 204V202H221ZM227 201V202H226ZM234 201V200H233ZM57 202V203H56ZM62 202V204H60ZM66 202H64V204H66L67 205V203ZM77 202L79 203L78 205L79 206H81L80 205V201H78L77 200ZM77 202H76V204H77ZM87 202H85V203H87ZM97 202H95V203H97ZM102 202H104V201H102ZM110 202V201H109ZM214 204L216 203V205H217V201L216 202H214V201H212ZM248 203V205H247V203ZM46 205H45V204ZM53 203V204H52ZM74 203H73V205L72 206H70V208L72 207L73 208V206H75L74 205ZM85 203L84 204H82L83 206L85 205ZM91 203V202H90ZM95 203H93V204H90V205H92V206H94V204ZM202 203V204H201ZM213 203H210V206L212 207L213 205ZM235 201L234 202H232L230 205L231 206H233V210H234V206H235ZM40 204H41V208H40ZM44 204V205H43ZM195 204V205H194ZM197 204L199 205H201L202 207H204L205 205V207H206V210H204L205 209V207L204 208H202L201 206H199V208L200 209H198V207H195V206H197ZM203 204H204V206H203ZM238 203L236 202V205H237ZM7 205V206H6ZM42 205H43V207H42ZM194 205V206H193ZM248 207H247V206ZM17 206H20V207H17ZM24 206H26L25 208H23ZM27 206L28 207H30V209H29V211H28V208H27ZM47 206H49V207H47ZM57 206V207H56ZM79 206H77L76 205V207L77 208H79ZM83 206H81V208L83 207ZM172 206V205H171ZM170 206V207H171ZM10 207V208H9ZM55 207L57 208L56 210H57V213L59 214V216L61 217H59V216H57L56 214H55V212H56V210L54 211L53 209H55ZM66 208L68 207V206H65ZM86 207V206H85ZM174 207V206H173ZM173 207H171L170 209H171V211L169 210H166V211H168V213H166V214H168V217H169V219H170V221L172 220V219H175V218H173V215H172V212H173V214H174V212H177V211H179L178 209L176 210V211H173ZM211 207H209V208H211ZM245 207H247V208H245ZM2 208L0 209V211H2ZM27 208V211L25 210ZM45 208H44V210H45ZM69 208V207H68ZM67 208V209H68ZM72 208H71V210H72ZM81 208H79L80 210H81ZM101 208V207H100ZM97 209L99 212L101 211V213L103 212V214L102 215H100L102 218H104V219H102L101 217L99 218V220H103V221H105V219H106V217L108 216L107 215V213L106 212H108V207H106V206H104L103 208H104V210H103V208H102V210L101 209ZM252 208V209H251ZM32 209V213L30 212V210ZM46 209V210H47ZM79 209H76L75 208V210H78L79 211ZM96 209V208H95ZM174 209H175V207H174ZM198 209V210H197ZM204 211L203 212V214H204V217L202 218V216H201V214L202 213H199V212H202V210ZM250 209H251V212H250ZM34 210V211H33ZM60 210H61V212H60ZM75 210L73 209V211L75 212ZM84 210H85V208H84ZM84 210H81V212L83 211L84 212ZM232 210V211H233ZM254 210H255V212H254ZM24 211H26L27 212V214H28V212H30L29 213V216L27 215V216H24L23 214H25V213H23ZM66 212H67V210H65ZM69 211V210H68ZM73 211H71V212H73ZM124 211V210H123ZM127 212H129L128 210H126ZM36 212H37V214H39V215H37L38 217H37V219H35L36 217ZM48 212V213H47ZM51 212H53V213H51ZM73 212V213H74ZM77 212V211H76ZM80 211L79 212H77V213H81ZM187 212V213H186ZM196 212H198V214H196ZM254 212V213H253ZM43 213V214H42ZM63 215H61V214ZM207 213V212H206ZM251 213H252V215H251ZM256 213V214H255ZM42 214V216H40ZM67 214V213H66ZM65 214V215H66ZM70 214V213H69ZM79 214L77 215V216H79ZM82 214H84V213H81V215ZM124 214H126L125 212H124ZM128 214V213H127ZM171 214V215H170ZM174 214V215H175ZM195 214V215H194ZM202 214V215H203ZM23 215V216H22ZM45 215V214H44ZM73 214H70L69 215V217H71ZM80 215V216H81ZM104 215V216H103ZM158 215V214H157ZM197 215H199V216H197ZM151 216V215H150ZM150 216H148V218H147V220H146V223H148V222H151V223H148V224H152V222L153 221H149V220H152V219H150ZM252 216H253V218H252ZM23 217V218H22ZM25 217L27 218V219H25ZM57 217H59V218H57ZM63 217V218H62ZM74 217V216H73ZM109 217V216H108ZM179 217V218H180ZM182 217V218H183ZM194 217V218H193ZM200 217H201V219H203L202 221H200L199 222V220H201L200 219ZM72 218V217H71ZM76 218V217H75ZM78 218V217H77ZM158 218V217H157ZM160 218V217H159ZM178 218V220H175V221H171V225H174L175 223H176V225L175 226H177V225H179V223H181L182 221L180 220ZM181 218V219H182ZM197 218V219H196ZM198 218H199V220H198ZM249 218V219H248ZM5 219H7V218H5ZM9 219V218H8ZM58 219H61V221L60 220H58ZM66 219H64V220H66ZM108 219V218H107ZM106 219V220H107ZM190 219V220H189ZM195 219H196V221H195ZM224 219V220H223ZM245 219H248V220H245ZM1 220V219H0ZM13 220V219H12ZM11 219H10V221H12ZM13 220V221H14ZM25 220V221H24ZM32 220V221H31ZM55 220V221H54ZM99 220L96 222V223H98V226H99ZM158 220H160V222H162L161 221V219H158ZM3 221V222H2ZM7 221H9V220H7ZM7 221H6V223H7ZM12 221V222H13ZM63 221V222H62ZM170 221L169 220H167V222H169L168 224H170ZM181 221V222H180ZM238 221H239V223L241 222L242 223V226L238 223ZM246 221V222H245ZM0 222H2V223H0L1 225L0 226H3L1 229H0V248L1 247H3L2 248V250L0 249V264H12V263H10V259L12 258V256H13V254H12V256L9 258L8 256H7V254L6 253H8V255H9V253L10 252H14V256H15V261H16V257L18 258V261L20 262V258L18 257V255L21 253V251H20V248H21V246L23 245L22 243H25L24 242V240L25 239H28V237H30V239H31V242H32V244H31V242H30V239H28V240H25V241H28V242H26L27 244H29V242H30V244L28 245L29 246V248H30V245H32V247L29 249L28 247H27V244L25 243V245H23V246H25V247H27V248H25V247H23L22 246V248L21 249H27V250H29V255H28V257L30 258V259H32V255H31V252L32 251H34V253L36 254V256L38 255V252H40L41 251V249L38 251V249H39V247L38 246H41L42 245V247H43V252H44V254H45V252L47 251V250H49L50 251V248H53V247H56V246H58L59 244H61V240L59 241L60 243L58 244V243H53L54 242V240H53V242H51V244H52V247H48L49 249H47L46 247H47V245H49L50 244V241L51 240H48V236H50L49 235V233H48V236H47V234H45V232H47L50 228V230H51V233H52V229H53V227H52V225H51V227L48 225V226H46V228H44V230H46L45 232H44V230H42V224L39 226V225H36L37 226V228L36 227H34V228H36V229H38L39 230V232H40V234L43 232L44 233V236H47V241H46V238L45 237H41V236H43L42 234H41V236H39L40 234H39V232H37L36 231V235H34L33 233H31L30 235L28 234V233H30V232H27L22 226V223L20 224L21 225V227L19 226V229H18V231L17 232H19V230L21 231V230H23L24 229V232L26 233H24V234H22V236L21 235H19V236H17V237H21L20 238V240H21V243L19 242V248H17L18 246H14V247H16V250H18L19 251V254L16 256V254H17V251L14 249V248H12V246H11V244H15V242L17 241V238H16V240H14V239H12V238H9V237H11V236H15L16 234L15 233H17L16 231H15V228H17L16 227V223L14 222L13 224H16L15 225V228H14V225H13V227H10V225H11V223H10V225H9V228H14V231H15V233L13 232L11 235H9L8 234V232L9 233H11L10 232V230H12V229H10L9 231H7V227H8V225H6L5 224V222H4V219L3 220H1ZM178 222V223H177ZM197 222V223H196ZM36 223V224H37ZM96 223H94L93 222V225H94V227H96L95 226V224ZM157 223V222H156ZM163 223H164V221H163ZM190 223V224H189ZM193 223V224H192ZM200 225H199V224ZM223 224L222 226L220 225V224ZM252 223V224H253ZM256 223V222H255ZM8 224V223H7ZM60 224V225H59ZM125 224H127V222L125 223ZM124 224V225H125ZM158 224V223H157ZM160 224V223H159ZM167 224V223H166ZM196 224H198V225H196ZM203 224V223H202ZM11 225V226H12ZM33 225V226H34ZM93 225H91V226H93ZM170 225V226H171ZM189 225V226H188ZM190 225H191V227H190ZM195 225V226H194ZM219 225V226H218ZM226 225V224H225ZM224 225V226H225ZM244 225V226H245ZM250 225H251V223H250ZM254 226H255V224H253ZM39 226V227H38ZM97 226V227H98ZM149 226V225H148ZM147 226V224H146V226L145 227H148ZM184 226V225H183ZM182 226V227H183ZM202 226V227H201ZM41 227V228H40ZM48 227H50L48 230H47V228ZM94 227H93V229H94ZM95 228V231L98 229V228ZM162 227V228H163ZM174 227V226H173ZM179 227V226H178ZM220 229H219V228ZM21 228V229H20ZM33 228V227H32ZM124 228H128V226L126 225ZM159 228V229H160ZM190 228V229H189ZM211 228V227H210ZM231 228H229L228 230H229V232H232L233 233V230L234 229H232L231 230ZM35 229V230H36ZM55 229V231L57 230L56 229V227L54 228ZM93 229H91V227H90V230H91V232L93 231ZM157 229H158V227H157ZM174 229H176V228H174ZM213 229V230H214ZM35 230L33 231V229H32V231L31 232H35ZM99 230V229H98ZM98 230H97V232H98ZM186 230V229H185ZM200 230H202V229H200ZM212 230V229H211ZM218 230H221L220 232L218 231ZM227 230V231H228ZM13 231V230H12ZM42 231V232H41ZM54 231V232H55ZM58 232L57 233H60V231L59 230H57ZM137 231H139V229L137 230ZM137 231L135 232V233H137ZM158 231V232H157ZM187 231V232H188ZM194 231V232H193ZM203 231V230H202ZM53 232V233H54ZM90 232V231H89ZM88 232V233H89ZM94 232V231H93ZM96 232V233H97ZM204 232H206V230L204 231ZM207 232H208V230H207ZM219 232V233H218ZM226 232V231H225ZM224 232V233H225ZM234 232H236V230H234ZM247 232V231H246ZM246 232H244V233H246ZM21 232H19V234H20ZM23 233V232H22ZM38 233V234H37ZM56 232H55V234H57ZM167 233H169V234H167ZM176 233V232H175ZM200 233V232H199ZM221 233H220V237H222V238H224V239H226L227 238V233H225L227 236H226V238H225V236H224V234H223V236L221 235ZM231 233V234H232ZM236 233H238V232H236ZM239 233H241V232H239ZM238 233V234H239ZM248 233V232H247ZM4 234H7V235H9V236H7L8 238V240H6V236H4L3 237V235ZM13 234H15V235H13ZM18 234V233H17ZM93 234H95V233H93ZM132 234V233H131ZM134 234V233H133ZM156 234V235H155ZM201 234V233H200ZM207 234V233H206ZM249 235H247V237L246 238H244L246 235L245 234H243V231H242V234L241 235H244V236H242V239H240V237L239 238H235L236 236H237V234H235V233H233L232 235H236L235 237H232V235H230L229 237H228V239H229V242H230V245H231V247H230V245L228 244L227 245V247H229L228 249H227V247H226V243H223V245H225V249H222L221 247H223L224 248V246H219V244H218V246H216L215 247V249H216V251H218L217 249L219 248L220 249V251H219V253H220V256L221 257H226L227 256V250H229V252H228V256H229V258L232 256V258H230V260L228 261V256L226 257L227 258V261H226V264H250V262L253 260L254 261V263H252V264H264V248L262 247V246H264L263 244H261L260 245V243L259 244H257L255 241V244H253V243H251L252 241L248 238V236H250V233H248ZM27 235H28V237H27ZM31 235H34V239L31 237ZM90 235H92V233L90 234ZM135 235V234H134ZM134 235H132V237H131V239L133 238V236ZM176 235L178 236V238H180L181 237V234L179 235L178 233H176ZM189 235V236H190ZM240 235V236H241ZM52 236V235H51ZM50 236V237H51ZM54 236H56V235H54ZM54 236H52V238H54ZM251 236H253V235H251ZM254 236H255V238H256V233L254 232ZM16 237V236H15ZM22 237L24 238V237H27V238H25V239H23L22 240ZM41 237V240L39 241V238ZM50 237H49V239H50ZM85 237H87L86 235H85ZM130 237V236H129ZM163 237V239H164V236H162ZM186 237V238H185ZM14 238V237H13ZM19 238H18V240H19ZM58 238V237H57ZM137 238V239H136ZM136 238H134L133 240H136V241H138L139 243H140V245H141V243L144 241V239L142 238V237H136ZM141 238L143 239V240H141ZM152 238V239H153ZM197 238V237H196ZM213 238L214 239H216V241L215 240H213ZM219 238V239H218ZM232 238H234L233 240H235V242H236V246L234 245V243H233V240H232ZM10 239H12V240H14V241H12V243H11V241H10ZM33 239V240H32ZM43 239H45V240H43ZM55 239V238H54ZM60 239V238H59ZM81 239H83V238H81ZM139 239H140V241H139ZM151 239V241L153 242V240ZM240 240V241H236V240ZM252 240H253V238H251ZM38 240V241H37ZM172 240L175 242V244H176V247H174V245L175 244H173L172 243ZM176 240V241H175ZM57 241V240H56ZM135 241V242H136ZM146 241V240H145ZM151 241H150V243H151ZM215 241V243H213ZM228 241V240H227ZM14 242V243H13ZM37 242H40V245H38V243ZM224 242H226L225 240H224ZM237 242H239V243H237ZM18 243V241L16 242V244ZM139 243L137 244V243H135V244H137V245H139ZM166 243H168V246H163L164 244L165 245H167ZM171 243V244H170ZM197 243V244H196ZM203 243H204V245H203ZM252 245H254V247L255 246H257V245H259L258 246V248L257 247H251L250 248V246H251V244ZM15 244V245H16ZM36 244L38 245L37 247H38V249H37V247H36ZM50 244V245H51ZM199 244H200V246H199ZM221 244V243H220ZM49 245V246H50ZM54 245V246H53ZM139 245V246H140ZM144 245V244H143ZM143 245H141V246H143ZM169 245H170V247H169ZM198 245V246H197ZM203 245V246H202ZM33 246H34V248H33ZM138 246V247H139ZM141 246L139 247V250L140 249H142L141 248ZM150 246H151V244H150ZM150 246H148V250H149V254H147V256H145L146 255V250H144V248H143V252H141L142 254V260H143V258H144V256L147 258V260L146 261H148V263H146V264H152V258L150 257V254L152 253L150 250H151V247ZM159 246V247H158ZM181 246V247H180ZM207 246V247H206ZM261 246V247H260ZM135 247V246H134ZM133 247V248H134ZM149 247H150V249H149ZM174 247V248H173ZM218 247V248H217ZM235 247V250H234V252H232L233 251V248ZM259 247L263 250V252L261 251V250H259ZM137 248V247H136ZM257 248V249H256ZM24 249V250H25ZM37 249V250H36ZM45 249V250H44ZM67 248H65V251L66 252H69V250L67 251L66 250ZM135 249V248H134ZM134 249H132V250H134ZM181 249H182V251H181ZM189 249H190V247H189ZM248 249H250L249 251L250 252H253V255L255 254L254 252L255 251H257L256 252V254L254 255V257H253V255H252V257H250V259H252V260H250L249 259V254H246L245 255V252H243V251H245V250H248ZM139 250H138V248H137V251L139 252ZM180 250V251H179ZM183 250H184V253H185V255H181V253L182 254H184L183 253ZM223 250H224V252H223ZM16 251V252H15ZM49 251H47V252H49ZM192 251H193V253H194V256H193V254H191L192 253ZM225 251H227V252H225ZM249 251H246V253H248ZM6 252V253H5ZM23 252V251H22ZM43 252H42V255H43ZM46 252V253H47ZM66 252H65V254H64V252L62 253L63 255L59 258V260H58V262H61V260L64 258V257H66ZM213 252H214V250H213ZM4 253H5V255L8 257V258H5V257H3V255H4ZM34 253H32L33 254V258L35 259V258H37L36 256H35V254ZM91 253V251L90 250H87L86 251V255H89ZM145 253V254H144ZM147 253H148V251H147ZM179 253H180V255H179ZM207 253H209L208 254V256L209 255H211L210 257H211V262L209 263L208 261H210L209 259H208V257H207ZM216 253V252H215ZM223 253H225V256H222L221 254H223ZM262 254L261 256L260 255H258V254ZM2 254V255H1ZM11 254V253H10ZM22 254H24V252L22 253ZM21 254V255H22ZM40 254H41V252H40ZM39 254V257H42V255H40ZM143 254H144V256H143ZM154 254H153V257H154ZM176 254H177V257H176ZM231 254V255H230ZM235 256H234V255ZM241 254V255H240ZM21 255H19L20 257H22ZM25 255H26V250H25ZM31 255V256H30ZM137 256L138 257V253L137 254H132V256ZM169 255V256H168ZM203 255H205V257H203ZM217 255H219L218 253H217ZM224 255V254H223ZM35 256V257H34ZM64 256V257H63ZM165 256H167V258L166 259H164V257ZM178 256H180L179 258H178ZM182 256V257H181ZM185 256V257H184ZM250 256H251V253H250ZM1 257H2V259H1ZM149 257V258H148ZM189 256H187L186 257V259L188 258ZM194 257V258H193ZM243 257V258H242ZM173 258H176L175 259V261H173ZM190 258H189V260H190ZM199 258H200V260H199ZM226 258H225V260H226ZM30 259H29V261H30ZM85 259V258H84ZM149 259H151V262H150V260ZM178 259V260H177ZM2 260V261H1ZM13 260V258L11 259V262H13L14 261ZM140 260V258L138 259V261ZM141 260V261H142ZM164 260V261H163ZM167 260H168V262H167ZM172 260V261H171ZM197 260V261H196ZM222 260V259H221ZM14 261V262H15ZM15 262L14 264H19V262ZM29 261H28V259H27V262L29 263ZM136 261H137V259L135 260L134 259V262H133V260H132V263L131 264H136ZM204 261H205V263H204ZM219 261H220V259H219ZM249 261V262H248ZM143 262V263H142ZM142 262H137V264L139 263V264H145V261L143 260ZM150 262V263H149ZM187 262V261H186ZM186 262H183V264L185 263L186 264ZM21 263V262H20ZM169 263V264H170ZM182 263V262H181ZM189 263V264H190ZM216 263V262H215ZM225 263V262H224ZM153 264H155V259H154V262H153ZM175 264V263H174ZM192 264V263H191ZM196 264H198V262L196 263ZM218 264H220V262H218ZM222 264H223V260H222Z\"/></svg>","mask_w":264,"mask_h":264},{"label":"bare ground","instance_id":"obj_2","mask_svg":"<svg viewBox=\"0 0 264 264\" xmlns=\"http://www.w3.org/2000/svg\"><path fill=\"white\" fill-rule=\"evenodd\" d=\"M4 1H6V0H4ZM14 1V0H13ZM22 0H17V2H16V0L14 1V5H15V3H18V2H20V3H18L19 5H21V4H23V5H21V8L24 6V8L23 9H20L21 11L23 10H26L27 9V11H29V12H27L26 11V13H32V14H36L37 15V17H33V15L31 14V16H29V15H27L29 18L28 19H26L27 17H25V14L23 13V15H24V19L21 17L22 15H20V13H18V14H16V12H15V14L16 15H18V16H20L21 17V19H18L17 17H16V19H18V25H16L17 27V30L15 29V25H11L12 24V22L13 21H9L11 24H9V22L7 23L8 25H10V27H12L13 28V26H14V32H16L17 31V33L18 34H16V33H12L11 31H13V29H11V31H10V27L8 26V25H4L2 22H3V20H2V22H1V20H0V22L2 23H0L1 25H0V30L2 31V30H4L5 28H4V26H7V30H9L10 31V33H12V34H7V35H9V38L11 37V38H14L12 35H17L18 36V39H20L22 36H20V38H19V35H20V33H19V28L18 27H20V29H27V31H28V28L30 27L31 28V26L33 27L34 25L35 26H37V24H39V23H42V25L40 24V27H38V28H35V26L33 27V28H31V29H33V31L30 33L31 35L33 34V32L34 31H36V32H38L39 33V30L38 29H40L41 31H42V29H41V27L43 28V31H45V33H49V31H50V33H52L53 34V32L51 31V25H55L56 26V23L58 24L59 22L58 21H60V18H64L65 19V16L63 15L64 14V11H62L63 13L60 15V16H62V17H58V15L61 13V10H59V8L60 9H62V8H66L67 9V7L66 6H62V4H64L65 3V1H68V0H63L64 1V3L62 2L61 3V5H60V2L62 1H60V0H58V1H49V0H47V2H46V0H43L44 2H46V3H49V4H54L55 2L56 3H58L59 4V7L57 8L58 10H54V6H57V5H53V10L52 9H50L51 11H60V13L58 14V13H56V14H58V15H56V17H53V18H57L56 20H55V22H54V24L53 23H50L51 25H48V23H47V21L46 20H48L47 19V17L49 16V15H44V11H48L46 8V10L43 8V10L41 9L42 7H44L45 5H46V3H44L42 0V2L43 3H41V1H38L37 2V0H36V4H35V0H25V1H22ZM49 1V2H48ZM71 1V0H70ZM79 1V0H78ZM91 1V0H90ZM94 1H95V4H94ZM92 3H93V5L95 6V12H97L98 14H102V19H100L101 21H99V17H98V19H97V21H96V19H94V18H97V17H94V15H93V13L91 12V14L93 15V17H92V19H94L97 23V25L95 24V26L93 25L94 23H95V21L93 22V28L92 27H90V26H92L91 24L88 26V27H86L87 25H85V23L82 21L83 19L84 20H86V18H89V20H90V22L92 23V20L90 19L91 18V16L90 17H84L83 19H78V18H82V14L80 13V12H85V14L84 15H87V16H89V13L90 12H88V10H86V8L84 7V6H87V5H84V4H87V1L85 2V0H81V3H78V2H76V0H75V2H76V4H75V2L73 1V3H74V6H75V8L77 7V11H75L74 9V14H73V12H72V15L69 13L68 14V9L67 10H65L67 13H66V15H67V17H72V16H74L75 14H78V11H80L79 12V14H81V15H78V18H76L75 20H77L76 22H78L79 24L78 25H80V23L81 22H83V23H81V25L80 26H82V24H84L83 25V30H85L86 31V29H91L92 30V33H89L90 35H88L87 34V36L86 35H84L85 33H87L88 31H84L85 33L83 34L84 35V37H85V39L87 40V39H89L88 38V36L89 37H91L92 36V38H94V36H93V34L98 30V29H96V28H100V24H98V23H100V22H102L103 20H106L107 19V17L111 14V12H110V14L108 13L109 11L106 9L108 6H106L105 5V7H103V5H102V7L104 8V9H106L105 11L106 12H104L103 13V9L101 8V9H99L100 10V12H98L99 10H98V0H94ZM100 1V0H99ZM109 1V0H108ZM116 1V5H120V3H117L118 1H120V0H115ZM123 1V5L124 4H126L127 2H125L124 0H122ZM121 1V2H122ZM178 0H175V2H177ZM180 1V0H179ZM52 2V3H51ZM72 2V1H71ZM71 2H69V5H70V3ZM80 2V1H79ZM82 2H83V4H82ZM101 3H102V0L100 1ZM110 2V1H109ZM108 2V3H109ZM132 2H135V5L136 6H133V5H131L130 6V3H132ZM132 2H131V0H130V3L128 2L127 3V5H124V7H129V9H130V11L132 12V14L133 13H135L136 14V17L134 18V15H133V18H132V20H139V22H140V24H142V27H141V25L139 24V23H137L136 21L134 22V21H132V22H134V23H132V25L134 26V28H135V25L136 24H138L141 28H142V30H140L141 28H139V26L137 27V28H139V30L140 31H143V35L145 36V34L147 35V38L149 39V38H152L151 39V41L150 40H148V41H146V42H149V45L150 46H153V44H154V41L152 42V40H156V39H158V40H156L155 42V44H154V46H153V49L151 48V50H148L149 49V47L148 48H145V47H147L148 45H147V43H145V45H143V47H142V44L145 42L144 40H145V38H146V36H145V38H144V36L141 34V33H137V31H136V33L138 34V35H142L141 36V38L143 39L144 38V40H142L141 38V41H139V39H138V41L140 42V44L138 43L137 44V48L138 49H140V48H142V49H140L139 51H138V53H136L137 54V56L139 57L140 56V54H142L141 56H142V62H144V63H142V64H139V62L140 61H138L139 59H141V56L139 57V58H136L137 56L135 55V52L134 51H136V50H138V49H136L135 50V47H133V46H131L130 45V47L132 48V50H131V53L132 54H130L129 53V56L130 55H135V56H126L127 57V59H125L124 58V61L125 62H123L122 61V63H120V65H118L117 64V67L116 66H114V65H112V66H110V65H106V67H104L105 69H103L102 71H101V74H100V82H99V86L101 85V86H105L106 84H108L109 86H110V84L111 83H115L116 84V80L118 79V75H113L114 73H119V72H114L113 73V71H116V68H117V70L119 69V71L121 72L120 74H121V78H123L122 80L125 82V80H127V81H135L136 79H138V78H140L141 76L143 77L145 74H139V72L141 71V70H144V71H148V65H147V63H152V62H158V63H165L166 65H169L170 64V57H169V55L168 56H164L163 58H164V60H162L163 58H162V54L164 53V52H166V51H170V50H175L176 52H178V51H180V49L182 48V47H184L185 49H181L182 50V52H183V50H186L187 51V56L185 57L186 58V62H187V65H186V67H193V66H201V65H196V64H202V63H200L201 61L202 62H206V55L208 54V52L207 51H205V52H207L206 54H205V52H204V54H203V52L201 53V52H198V50L199 51H203L202 49H206V47H207V49L209 48V56H208V58H210V59H208L207 58V60L209 61L210 60V62L211 61H213V62H215L217 59H220V58H223V56H225V55H232V54H230V53H233L234 51L235 52H238V51H244V50H246V49H244V48H249V46H253V45H256L257 46V44L259 45V46H261V45H263L264 46V30L262 29V27H263V25H264V0H186L185 1V5H184V1L183 0H181L180 2H178L179 3V8L176 6L175 7V2H174V0H132ZM175 3V4H173V3ZM37 3L39 4V7L37 6ZM55 3V4H56ZM137 3V4H136ZM182 3V4H181ZM17 4V5H18ZM27 6L26 7V9H25V5ZM68 4V3H67ZM67 4H65V5H67ZM72 4V3H71ZM77 4H81V6L80 7H82V5H83V9L81 8V10H80V7L79 6H77ZM100 4V3H99ZM105 4H107V3H105ZM109 4H113L114 5V3H113V1L111 0V3H109ZM181 4V5H180ZM18 5V6H19ZM41 5H43L42 7H41ZM48 5V4H47ZM46 5V6H47ZM69 5H68V7H69ZM73 5V4H72ZM72 5H71V7H72ZM89 5H90V7H91V2H89ZM118 5V6H119ZM121 5H122V3H121ZM122 5V6H123ZM174 5V6H173ZM216 5V6H215ZM45 6V7H46ZM52 6V5H51ZM61 6V7H60ZM94 6H92L91 8L93 9V11H94ZM101 6V5H100ZM122 6H119L120 8L122 7ZM172 7V9H174V8H176V9H180V6L182 7L180 10H176V13H179V14H181V15H178V14H176L175 12H174V10L172 11V9H170L171 7ZM208 6H209V8H208ZM16 7V6H15ZM48 7H50L49 5H48ZM71 7H69V10H71L70 8ZM112 5L110 6L109 5V9H111L112 10ZM116 7V6H115ZM124 7H122V8H124ZM135 7V8H134ZM137 7V8H136ZM170 7V8H169ZM174 7V8H173ZM17 8V7H16ZM15 8V9H16ZM37 8H38V11H37ZM42 10V12L40 13V9ZM74 8V7H73ZM118 8V7H117ZM132 8H134L135 10H134V12L131 10ZM19 9V8H18ZM85 9V11H82V10H84ZM116 9V8H115ZM171 11H170V10ZM14 10V9H13ZM40 10V11H39ZM50 10H49V14H50ZM72 10V11H73ZM110 10V11H111ZM118 9H116V11H117ZM20 11V12H21ZM87 11V12H86ZM102 11V12H101ZM116 11L113 13V15H115V13H116ZM120 11H121V9H120ZM139 11V12H138ZM177 11H179V12H177ZM37 12V13H36ZM38 12L40 13V14H43V20H45V21H42L41 19H42V17H40L41 15H39L38 14ZM75 12H77V13H75ZM112 12H113V10H112ZM118 12H119V10H118ZM136 12H138V13H136ZM172 12H174V13H172ZM185 12H187V15L186 14H184ZM14 13V12H13ZM47 13V14H48ZM87 13V14H86ZM96 13V15L98 16V14ZM11 14V13H10ZM46 14V13H45ZM53 13H51V15H52ZM90 14V15H91ZM119 14V13H118ZM139 14V15H138ZM9 15V14H8ZM11 15H13V14H11ZM15 15V16H16ZM54 16H55V12H54V14H53ZM95 15V16H96ZM103 15H105L106 16V18H104L103 17ZM183 15V16H182ZM4 16H5V14H4ZM3 16V18H4V20L5 21H8L7 20V18L6 17H4ZM39 16V17H38ZM116 16V15H115ZM137 16H140V19H139V17H137ZM180 16H182V18L184 19V21L182 20V22L185 24H183L182 22H181V19H179L180 18ZM11 17H13V16H9V18H11ZM30 17H32V18H30ZM66 17V19L64 20L63 18H62V20H64V21H62L61 20V24H60V27L59 26H57L58 28H59V30H60V28H61V25H62V23H66V20L68 19L69 21H71L69 18H67ZM76 17V16H75ZM110 18L112 17L111 15L109 16ZM109 17H108V19L107 20H109ZM186 17L187 18H190V20L189 19H186ZM2 18V19H3ZM6 18V19H5ZM8 18V19H9ZM35 18V19H34ZM36 18L39 20V18H41L40 20H39V23H37L35 20H36ZM50 20L48 21V22H52L51 21V19L53 20V18H52V16H51V18H50V16L48 17ZM113 18V17H112ZM138 18V19H137ZM207 18H209V20L211 19V20H213V22H210L209 20V23H208V21L207 22H205L204 24H203V22H204V20L206 21L207 20ZM225 18H229L228 20H230V21H226V19ZM30 19H34V23H33V21L31 20V22H32V24H28V23H30ZM118 19V18H117ZM222 19H223V21L227 24H223L224 22H222L221 23V21H222ZM12 20V19H11ZM14 20V19H13ZM19 20H20V22H22L21 20H25V24L24 25H22L23 24V22H22V24L19 22ZM26 20H28L27 21V24H28V26L26 25ZM58 20V21H57ZM68 20H67V23L66 24H68L69 25V23H68ZM113 19H110L109 21H112ZM156 20H158L159 21V23H158V21H156ZM186 20H188V21H190V23L192 22V24H191V28H192V26L194 27L196 24V26L194 27V28H192L190 31L193 33V35L195 36H193V37H191V34H190V36L187 38V36H185V38H183V39H186L185 41L183 40L182 42L184 43V45H182L181 46V41L179 42V40H182V38L180 39V37H184V34L185 35H188V33H190V31H188L187 29V27H189V29H190V26H188L189 24H187V22H186ZM203 20V21H202ZM16 22V24H17V20H15ZM42 21V22H41ZM80 21V22H79ZM118 21V20H117ZM154 21H156L155 23H152V24H154V28H150V26H151V24L149 23V22H154ZM43 22H45V23H43ZM87 22H88V20H87ZM114 23H116L115 22V20L113 21ZM228 22V23H227ZM229 22H230V24H229ZM35 23H37V24H35ZM46 23H47V29L49 30H47V32H46V30H44V28H46V27H43V26H45L46 25ZM113 23V24H114ZM118 23H120V21H118ZM180 23V24H179ZM181 23H182V27H183V25H184V28L182 29L181 28V26H179V25H181ZM194 23V24H193ZM14 24V23H13ZM20 24V25H19ZM65 24V25H66ZM150 25V26H147V25ZM199 24V25H198ZM31 25V26H30ZM59 25V24H58ZM99 25V27H97ZM116 25H118V24H116ZM187 25V26H186ZM226 25V26H225ZM21 26H22V28H21ZM27 26V27H26ZM63 26V29L65 28V29H69V30H67V32H69V31H72V27H70V25L69 26H66V27H64V24L62 25ZM119 26V25H118ZM2 27H3V29H2ZM8 27H9V29H8ZM69 27V28H68ZM84 27H86L85 29H84ZM116 27V26H115ZM114 27V28H115ZM186 27V28H185ZM71 28V29H70ZM80 29L82 28V27H79ZM117 28V27H116ZM137 28H135V29H137ZM182 29V31H184V29L185 30H187V31H185V33L183 32L182 33V31H181V29ZM5 29V30H6ZM36 29V30H35ZM65 29L63 30V31H65ZM80 29H76V30H74V32L76 31H80V33L83 31H81ZM95 30V32L93 33V31ZM149 29L150 30H152L154 33H156L155 34V36H153L152 37V35H154V33L153 32H149ZM4 30V31H5ZM62 30V29H61ZM60 30V31H61ZM178 30L181 32L180 34H183V35H179L178 33ZM24 31V30H23ZM27 31H26V34H28L27 33ZM30 31V30H29ZM42 31V32H43ZM63 31H61V32H63ZM111 32L113 31V30H110ZM155 31H157V32H155ZM7 32V31H6ZM6 32H5V34H6ZM20 32H21V30H20ZM25 32V31H24ZM36 32H34L35 34H33V35H35V36H33L34 38H36L37 37V39H39L40 40V38H42V40L41 41H44L46 38H44V40H43V37H45V36H41V35H39V37L37 36L38 34L36 33ZM59 32V31H58ZM76 32H75V35H73L74 33L73 32H71L72 33V35L73 36H70V37H67L69 34L71 35V33H68L67 34V38L69 39V38H71V37H75L76 36ZM98 32H99V34H100V30H98ZM98 32H96L95 33V35L97 36L98 34ZM109 32V31H108ZM111 32H109L108 33V35L111 33ZM113 32H115V31H113ZM112 32V33H113ZM139 32V31H138ZM176 32H178V33H176ZM186 32H188L187 34H186ZM8 33V32H7ZM23 33V32H22ZM21 33V34H22ZM45 33H43V34H45ZM47 33V34H48ZM55 33V32H54ZM111 33V34H112ZM151 33H153V34H151ZM178 34V36L176 35V34ZM25 34V33H24ZM25 34V35H26ZM29 34V35H30ZM40 34H42L41 32H40ZM47 34H45V35H47ZM59 35H61V33H58ZM66 35V32L64 33H62V35L63 36H65ZM110 34V35H111ZM116 34V32L114 33V35ZM136 34V35H137ZM151 36H149V35ZM0 35H2V36H0V37H3V34L1 33ZM23 35V34H22ZM30 35V36H31ZM48 35H50V34H48ZM56 35V34H55ZM83 35H82V38H83ZM114 35H112V36H114ZM156 35H158V36H156ZM4 36H6V35H4ZM16 36V37H17ZM80 36H81V34H80ZM104 36V35H103ZM107 36V35H106ZM120 36V35H119ZM118 36V37H119ZM140 36H138V37H140ZM16 37L14 38L15 40L14 41H16L17 39H16ZM23 37H26V36H23ZM32 37V36H31ZM99 37V36H98ZM98 37H95L96 39H98ZM110 37V36H109ZM117 37V38H118ZM158 37V38H157ZM4 38L5 37H3V40H4ZM6 38H7V36H6ZM81 38V39H82ZM94 38V39H95ZM106 38V37H105ZM154 38H156V39H154ZM177 38V39H176ZM191 38H192V41L190 42V40H191ZM84 39V40H85ZM91 39V38H90ZM89 39V41H91ZM93 39V40H94ZM100 39V38H99ZM104 39V38H103ZM178 40L177 42H179L180 43V45H178L177 47H175L174 46V44L175 45H177L176 44V40ZM190 39V40H189ZM7 40H8V38H7ZM70 40V39H69ZM84 40L82 41L83 43H84ZM102 40V39H101ZM174 40H175V43H174ZM187 40H189V42H190V44H188L189 42L187 41ZM20 40H18L17 42H19ZM46 41V40H45ZM74 42L75 41V39H71V41L70 42ZM79 41V40H78ZM77 41V42H78ZM97 41H99L100 42V40H96V42ZM187 41V42H186ZM204 41H207V43H210V44H207V45H209V47L208 46H206L205 48H204V44H205V42ZM76 42V43H77ZM81 42V40L78 42L79 44H80V46L78 47V48H80L81 47V45L83 44ZM94 42H95V40H94ZM103 42H105V41H103ZM107 42V41H106ZM106 42H105V44H106ZM68 43V42H67ZM75 43V42H74ZM82 43V44H81ZM91 43V42H90ZM90 43H88V44H90ZM93 43V42H92ZM174 43V44H173ZM187 43V44H186ZM192 43V44H191ZM203 43V45H201ZM69 44V43H68ZM67 44V45H68ZM70 44H73V43H70ZM85 45H86V47L88 46V44H87V42H85L84 43ZM83 44V45H84ZM74 45V44H73ZM84 45V46H85ZM140 45H141V47H140ZM147 45V46H146ZM189 46V49H186V48H188L187 46ZM97 45H95L94 44V48H93V52H94V50H95V47H96ZM107 46V45H106ZM145 46V47H144ZM181 46V47H180ZM201 46H203L202 47V49H201ZM251 46V47H252ZM75 47H77V46H75ZM91 47V46H90ZM174 47H175V49H174ZM191 47V48H190ZM112 48H114V47H112ZM144 48L148 51V53H144ZM179 49L178 51L176 50V49ZM90 49H92V48H90ZM134 49V50H133ZM243 49V50H242ZM152 50H153V52H152ZM91 51V50H90ZM89 51V52H90ZM143 51V53H141ZM149 51H151V53H149ZM186 51L184 52L185 54H186ZM87 52V51H86ZM137 52V51H136ZM181 51H180V53H182ZM241 52V53H242ZM91 53H92V51H91ZM120 53V52H119ZM154 53V54H153ZM239 53V52H238ZM237 53V54H238ZM240 53V54H241ZM88 54V53H87ZM114 53H112V55H113ZM116 55H119L118 53H115ZM151 54V55H150ZM153 54V55H152ZM183 54V53H182ZM201 54H203V55H201ZM90 55V54H89ZM92 55V54H91ZM121 55V54H120ZM156 55V56H155ZM152 56H155V57H152ZM118 58V57H117ZM205 58V60L203 61V59ZM224 59V58H223ZM222 59V60H223ZM118 61L120 62L121 60H120V57H119V59H118ZM161 61V62H160ZM218 61V60H217ZM216 61V62H217ZM221 61V60H220ZM264 61V60H263ZM118 63V62H117ZM261 64V65H260ZM259 65H250V66H247V67H245V68H243V69H238L237 71L239 72H237L238 74L237 75H230V73H222V74H219V75H217L216 77H215V79L214 80H218V81H213L212 82V84H211V86H216V85H220L221 84V87L222 86H224V83L227 85V84H231V85H234L235 84V82H237V80H239V76H247V77H250L251 78V80H252V91L251 92H253L252 94L255 96V97H259L260 95L263 97L264 96V76H263V79H261L262 78V75H264V62L263 63H260ZM183 65V64H182ZM109 66V67H108ZM184 66V65H183ZM63 66H60V70L62 71V72H64L63 74L64 75H62V72H61V76H63V78L61 77V79H60V74H59V71H58V73L57 74H59V78L58 79H60V83L59 84H57V86H56V84H53V85H55V87L54 88H52V87H49V88H45L47 91H49V90H51V92H48V94L50 93V95H51V93L53 94V92H57V93H59V95L60 94H66V93H72V91H74L75 89H76V85H75V81L73 80V78H72V76H71V74L67 71V70H65L64 69V71L62 70L63 68H62ZM119 67V68H118ZM62 68V69H61ZM115 68V70H113ZM197 68V67H196ZM58 70H59V67H58ZM113 70V71H112ZM168 70H171V68L170 67H168ZM53 75V74H52ZM51 75V76H52ZM56 78H57V76L55 77V80H56ZM57 79V80H58ZM120 79V78H119ZM54 80V79H53ZM54 80V81H55ZM121 79H120V82L122 81ZM50 81V80H49ZM48 81V82H49ZM54 81H53V83H54ZM122 81V82H123ZM126 81V82H127ZM56 82V81H55ZM58 82V81H57ZM119 82V81H118ZM191 82V81H190ZM193 83L194 82H192V84H190V85H192L193 86ZM120 84V83H119ZM186 84H188V82L186 83L185 82V86H187ZM197 84V83H196ZM45 85H49L48 83L46 84L45 83ZM51 85V84H50ZM189 85V87H191ZM13 86H14V84H13ZM107 86V85H106ZM176 86V85H175ZM174 85H173V88L175 87ZM178 86V85H177ZM182 86V85H181ZM15 87L16 86H14L13 87V89L15 90ZM94 87H97V85L95 84V86ZM183 87V86H182ZM188 87V86H187ZM186 87V88H187ZM194 87V86H193ZM192 87V89H194ZM17 88V87H16ZM7 89V90H6ZM5 89V92H7L8 93V95H10V93H13V92H15V91H13L12 92V88H6ZM8 89H9V91H8ZM161 89H163V87L162 86H156V87H154V88H148V89H144V90H134V92H131V93H128V94H126V95H128V96H130V97H132V98H130V99H123L122 97V95L121 96H119V95H117V98H121V103H120V101H119V105L121 106L120 108H124V111L126 112V111H128L127 109H125L127 106H136V110L134 109V111H135V114H136V116L137 117H135L134 115H133V113H132V117H134L135 119L136 118H138L139 116L141 117H143L142 119L139 117L138 119V121H139V123H138V125L139 124H142V126L141 125H139V127L141 128V130L142 129H144V130H142V132L144 131L145 132V134H143L142 132H141V130H139V132L138 133H140V134H142V135H145V137H144V140L146 141L147 139H146V136L147 135H149V140H148V142L146 143L145 141H143L145 144H144V147H138V148H140V149H138L137 148V150H135V151H137V153H142V155L143 156H145L146 158H148L149 156H150V154H148L147 153V148H148V150H150L149 151V153L152 151V152H156V150H158V152H160L159 153V155L160 156H162V154L161 153H163V151H167L168 149H170L171 147H173V148H175V145L176 144H180V145H177V147L179 146H183V144H182V141L183 140H186V142H188V138L187 137H184V136H187V135H189V133H190V136H191V138L193 137L192 135L193 134H196V135H194V140H193V138H192V142L193 143H190L191 145L193 144L194 146H200L202 149H203V153H202V155H203V157L201 158V157H196V156H198V153H196V154H194L195 152H198V148L196 147H194L193 149H192V146L190 145L189 146V148L188 147H186V143L184 144V146L183 147H180L181 148V150L185 147V149H183V150H185V151H181L180 150V152H178L179 151V147L177 148L176 147V149H173V148H171V150L175 153V155H176V157L174 158L173 156V158H174V160L172 159V158H170L171 157V155H174V154H172L173 152H171L170 150H168L165 154L163 153V157H167V156H169V157H167V159H166V157L163 159V158H160L162 161H165V159H166V161H168L169 163L167 164V165H169L168 167H166V168H169L170 170H168V169H165V172H167L166 173V175H165V177H163L164 175H160V173H158L157 172V170H155V165L153 166V169L152 168H150L151 169V171H149L148 170V172H146L145 174H142L140 171H137V175H138V172H139V174H142V175H138V176H136V175H134L135 173L134 172H136L135 171V169H134V172H133V170H132V173H134L133 175H134V177H132L131 176V173L129 174V177H128V173H127V170L124 172V173H126V175L125 174H123V176H122V179L123 180H125V178L127 179V178H129V179H127L128 181V183H126V180L123 182V183H125V184H127V185H124L123 184V186H121L120 187V190L118 191H116V192H113V193H110V190L108 191L107 189H102V187H100V190H98V192H95V191H93L94 190V188H92V189H89V184H87V182H82V184H84V185H86L85 187L89 190V192L88 193H90L91 194V192H92V194L91 195H93L94 196V199L96 198V197H98L97 199H98V202L96 201L97 199H95V201L94 202H92L94 199H93V196H89L88 194V196L85 194V195H82V196H85L84 198L82 197H80V199H77V198H79L78 196L80 195L78 192H80V190H81V188L79 187V186H81L80 184H79V181H77L78 180V175H77V179H76V176H74V174H73V176L75 177H73V178H68V179H70V180H76L77 182H76V184L77 185H75L72 181V183H71V185L72 184H74L73 186L75 187L74 188V190L73 191H75V193L74 192H72L71 191V195H70V193L68 194V198L66 197L67 196V190L65 191V189H66V185H64V187H65V189H64V187L62 186V189H61V186H59V190H63V191H65V192H61L60 193V191H59V193H60V195H62V193H65L64 194V196L66 197V198H63V199H67V202L69 203V204H71V201H72V199L75 201V203H74V205L75 206H73V208H72V210H71V208H70V206H72L73 205V203H72V205H69L66 201H64L63 199L61 200L62 202L64 201V202H66L67 203V205L66 204H64V202H63V204H62V202L60 203V204H62L63 205V207L62 208H65V210H67V212L65 211V210H63V209H61L62 210V212H64V216L63 217H67V219L66 218H64V219H66V220H64V219H62L63 221H64V223H60L59 225H60V227L61 228H58L57 227V225L55 226L56 227V229L57 230H61L60 231V233H57L58 231L56 230L55 231V227H54V225H55V222L54 223H50L51 225H52V227H53V229H52V233H51V225H49V222H51V220H53V218H51L52 216H53V214L52 215H49V216H51L49 219H50V221H49V219H48V214H46V211H48V209L47 208H45V210H44V208L42 209L41 208V204H40V208H41V210H42V212L44 213V211H45V215L43 214V216H42V214L40 215V216H42L43 218H45V219H43V222H44V220H46V222H44V225L47 223V221H49L48 222V224L46 225V226H50V227H48L47 228V232H45L46 230H44V228H46V226H44L42 223V230H44V232H45V234H47V236H48V233H49V235L51 234L52 236H54V235H56V236H54V238H52V236L50 237V236H48V240H51L50 241V244H51V242H53V240H54V242L53 243H60L61 242V244H59L58 246H56V247H53V248H50V247H52V244L49 246V245H47V249H49L50 248V251L49 250H47V251H49V252H45V254H44V252H43V247H42V245L41 246H38V245H40V242H37L38 243V245L36 244V247L38 246L39 247V249H38V247H37V249H38V251L41 249V254H40V252H38V257L36 256V254L34 253V251H32L31 252V257H32V259H30L29 257H28V255H29V250H27V249H25V248H29V244H30V242H31V239H30V237H28V235H27V237H28V239H30V242H29V244H27L26 242H28L29 240L28 239H25V238H27V237H22V240L23 239H25V240H28V241H25L24 240V242L27 244V247H25L26 245H25V243H22L23 245H25V246H23V247H25L24 249L26 250V255H25V250L24 249H21L22 248V246H21V248H20V251L22 250L23 252H24V254H22L23 252L21 251V253L19 254V251L18 250H16V247H14V246H18L17 248H19V242L21 243V240H20V238L19 237H17V236H19V235H21L22 236V234H24L25 232H24V229L27 231V232H30V233H28L29 235L31 234V233H35L34 235H36V231L39 229H36L37 228V226L36 225H41L40 223L38 224L37 223V221L38 220H40V221H38V222H42V219H40V217H38L37 215H39L40 213H41V210L38 208L39 207V205L37 204V202L35 201L36 199L35 198H32V197H36L34 194H36L38 191H36V193H33V191H35V190H33V189H31V188H29V190L30 191H25L24 192V188H25V186L23 187V188H21V189H23V190H20L18 187H19V185H18V183L16 184L13 180H15V179H17L16 177H14L15 175L13 174V177H14V179H12V182H14L13 184H15V186L17 185V187L16 188H18V190H19V192H16L17 193V196H15V193L14 192H11L12 190H10L11 189V187L12 186H14L13 184H11V187H10V182H8V185H9V187H8V185L6 186V184H4V183H6V182H4V183H0V185L2 184V186H4V187H7V189L5 190V192H1L2 191V189H0L1 191V194H0V209L2 208V206L7 202H5V199L6 198H9L10 197V192H11V194L13 193V195H14V201H17V200H15V198H17L18 197V194H19V196H22V195H27L26 197H28L29 196V194H30V192H32L33 193V195L32 194H30V196L29 197H31L33 200H31V198H29V202H28V198L26 199H23V198H19L22 202H23V200H24V203H22L20 200H19V202H21L22 204H30V205H28V206H31V208H34L35 207V205L37 204V207H35L34 209H36V208H38V212H39V214H37V212H36V218L35 219H37V217L39 218L37 221H35L36 223H35V225H34V223H30V222H27V220L25 221V222H23V219L21 220L22 222H20V224L22 223V227L24 228L23 230H19V232H21L20 234H19V232H17L18 231V229H19V226L21 227V225L20 224H17L19 221H20V218H21V213H22V210H24V209H20V208H18L19 209V211H21L20 212V215H19V213H15V211L14 212H12V210H14L13 208H12V205H13V203H14V201H12L13 200V198L12 197H10L11 199H10V202H11V205H9V206H11V209H10V212H9V209H6V211H3V209H4V207L2 208V211H0V219L1 220H3L4 219V222H5V224L6 225H8V227L6 228L7 229V231H9L10 229H12V230H10V232L11 233H9L8 232V234L9 235H11L13 232L15 233V231L18 233H15V234H13V235H15V236H11V237H9V238H12V239H14V240H16V238H17V241H18V243L16 244V242L14 241V240H12V239H10V241H11V243H12V241H14L15 242V244H11V246H12V248H14L16 251H17V254H16V256L19 254V255H21L22 257H20L19 255H18V257L20 258V262L18 261V258L16 257V261L14 260L15 259V254H14V252L12 253V252H10L9 253V255H8V253H6L7 254V256L10 258L11 256H12V254H13V256H12V258H13V260L15 261V262H19V264H131L132 263V260H133V262H134V259L136 260L137 259V261H136V264H137V262H142L143 260L145 261V264L146 263H148V261H146L147 260V258L145 257V256H147V254H149L150 252H149V250H148V246H150V244H151V252H152V245L155 243V242H158V245H160L159 243H161V242H164L165 241V239L168 237H166L164 234L163 235H158V236H160V238L159 237H157V240L158 241H155V239L154 238H156V236L153 238L152 237V235L154 234V232L156 233V230H159V234L161 233V231L162 230H164V229H166L168 232H170V230H171V232H172V228H173V230L176 232V233H178L179 235L181 234V237L180 238H178V236L176 235V233L174 232H172V238L170 237V234L169 233H167V234H169V238H171V239H173L174 237V235H175V239H177V243L178 244H180V245H182V243H180V241L178 240V239H181V238H183L184 236H186V237H188L189 239L188 240H190V237L191 236H195V235H188L187 233H192V231L190 230V231H188L187 229V227L186 228H184L186 225L184 224L185 223V220H183V219H185L184 217H185V215H184V213H185V210H184V213H182L183 211L180 209H178L179 207H181L182 206V204H184L185 203V205H187L186 204V201H188L189 199H190V192L189 191H191L194 187H191V189H190V186H192V185H188L186 182V184L185 185H188L187 187H184V178H188V179H194V181L195 180H197L198 179V181L200 180L201 181V179H199L200 177H201V175H202V181H203V179H205V177L203 178V175H205L204 173L205 172H207V181L208 180H210V181H212V184H213V186L216 188V189H218V187H219V183L220 182H226V181H224L225 179L223 178V180L221 179L220 181H219V179L221 178V177H223V175L224 176H233V177H235V179H236V182L235 181H233V180H235L234 178L233 179H230L229 180V178L228 177H226V180L228 179L229 181H228V184H229V182L232 180L233 182H230V183H233V185H234V183H236L235 185H236V188H234V191L236 192V194H234L233 195V193H232V195L231 194H229L230 193V191L228 192H226L225 193V191H226V189L227 190H229L227 187L225 188V186H226V184L227 183H223V184H221V185H223L222 187H224V193L225 194H227V195H231V196H227L226 195V198H225V195H224V193H222L221 191H223L222 190V188H221V185H220V188H221V190L220 189H218V194H216V189H215V191H213L212 189V193H214L215 194V196H213L214 198L215 197H218V200L220 201V200H222L223 198V196L221 197V198H219V195H220V193H222L223 195H224V198L227 200V201H230V204L232 203V202H234L235 201V206H234V210H233V206H231L230 204H229V202L227 203L228 204V206H229V208H231V211L228 209V207L226 206L227 204L226 203H224L223 201H224V199H223V201H221V202H223V204L227 207V208H225V207H222L221 205H219V204H221L218 200H214V198H213V200L212 201H214V202H216L217 201V205H216V203L214 204L211 200H209V199H207V198H210V196L212 197V195L210 194V192L209 191H207V192H205V194H204V200H205V202H208L207 200H209V202L210 203H213L212 205V207L210 206V203H205L206 205L208 204V206L209 207H211V208H209V207H207V213L205 212V220H206V223L204 222V221H202L203 219H201V217H200V219L201 220H199V218H198V220H199V222L200 221H202V223L200 222V224L203 226H201L202 228H199V231H198V227L199 226H195V227H197V229H192V230H196L195 231V234H196V232H197V234H199L198 236H196V237H194L193 239H195L196 241H197V243L199 242H201L202 243V241L204 240V241H206L207 239H208V242L209 243H211V241H209V239L210 240H212V238L211 237H213L214 236V238H215V236L217 237V235H211V231L214 233V234H216V230L213 228L215 225L213 224L216 220H219L218 218L220 217V216H226V218L225 217H223L224 219H226V221L228 220L227 219V215L229 214L230 215V217H231V213L233 214V216H232V219H234V217H235V219H242V218H244V215H246V218L248 217V212L249 211H246L247 212V214L246 213H244V211H243V206H244V204L241 202L244 198H249V200H250V198H252V200L254 201L253 202V204H254V208H255V210L258 212V216L257 217H255V222L253 223L252 221H253V219H250L251 220V222H248V225L249 226H252L250 229H246V227H247V225H245V223L244 222H242L243 223V226H242V223L240 222L239 223V221H238V223L242 226V227H237V224L235 225L236 227L235 228H238V229H234L233 227V225H234V222L232 221V219H230L229 218V220L232 222H230L231 224H233L232 225V228H231V226L230 225H228L229 226V228H231V230L232 229H234V230H236V232H241V233H236V232H234V230H233V233H235V234H237V236L236 235H232L233 233L232 232H229V228L228 229H226L227 227V224H230V223H223V224H220L221 222H220V220H219V224L222 226L223 225V229H224V227H225V233H227V235L223 232V233H221L222 231L221 230H218L220 233H221V235L223 236V234H224V236H225V238H226V236H227V238L226 239H224V238H222V237H220L219 235H220V233H219V235H218V237L219 238H221V240L223 241V243H226V247H227V245L229 244L230 245V242H229V239H228V237L230 236V235H232V237H235V238H239L240 237V239H242V236H244V235H241L242 234V231H243V234H245L246 236L244 237V238H246L247 237V235H249L248 233H250V236H248V238L252 241L251 243H253L255 240V242L257 243V244H259L260 243V245L261 244H263L264 243V198H261V197H264L263 195H264V191H262V193H260L261 191H259V190H257V191H255L254 189H253V191H251V189H250V187H249V190L251 191V193L249 194V192H248V187H246L247 185V182L248 181H250V179H248V177H245L246 176V174L245 173H242V172H239V170L240 169H238L239 168V166L240 167H242V165H243V172H245L244 171V169L246 170V168H245V165H249V163L247 164L246 162H245V165H244V163L243 164H241L240 163V161H238V164L236 165V164H233V163H236L237 162V160H235L234 158H232L233 159V161H236V162H231V160L232 159H230L232 156L230 155L231 154V152H230V150H228V153L227 152H224V151H227L225 148H227V145H225L224 146V144L225 143H227V141H228V146L230 145V144H232L234 141H235V139L237 138H235L234 140H232L233 138H234V136H235V133H233V138L231 137V136H229L232 132H233V130H232V128H234L233 126V124H230V121L228 120V119H223V118H226V116H225V114L227 113V111H226V109H224L223 111H224V113L223 112H221L222 111V107H221V109L219 110V108L220 107H218V105L217 104H214V103H212V104H214L213 106H212V104L211 103H205V106L204 105H199L197 108H195V110L193 111V113H191L189 116L191 117L190 118V120H189V118L188 119H184V120H182V121H180V119H179V115H178V113H179V110L182 108V106H180V104H178V105H174L173 104V101L172 100H170L171 102H167V101H165L164 102V97L161 95V94H159V91L161 90ZM174 89H176V88H174ZM188 89V88H187ZM45 90V91H46ZM18 91H19V93H20V90H17L16 92H17V94H18ZM46 91V92H47ZM192 90L189 88V90H188V92H185V94L184 95H188V93H192L191 92ZM194 91H195V89H194ZM3 92H4V90H3ZM35 92V91H34ZM34 92H28V93H33L34 94ZM41 92V91H40ZM42 92L43 93H45L43 90H42ZM42 92L41 93H38L39 95L40 94H42ZM7 93H5L6 95H3V96H5L4 97V100L7 98ZM23 93V92H22ZM25 93V92H24ZM23 93V94H24ZM56 93V94H57ZM187 93V94H186ZM15 95L14 96H11L10 95V99H8V100H18V98H22V95L19 97V95H16V93H14ZM21 94V93H20ZM30 94H27V95H24L23 97H24V99L25 98H28V99H32V97H34V95L32 96V95H30ZM36 94V93H35ZM47 94V95H48ZM55 93H54V95H56ZM30 95V96H29ZM38 95V96H39ZM44 96H45V94H43ZM46 95V96H47ZM235 95V94H234ZM238 94H236L235 96L236 97H238V98H240L239 96H237ZM2 96V97H3ZM37 96V95H36ZM9 97V96H8ZM13 97V98H12ZM169 97H173V94L172 95H170ZM231 97V96H230ZM229 97V98H230ZM1 98V97H0ZM12 98V99H11ZM233 98H235V97H233ZM238 98H235L232 102L230 101V100H227V105L228 106H231L232 104H233V102L235 103L236 102V100L238 99ZM242 98V97H241ZM260 98V97H259ZM3 98H1V100H2ZM89 100H87V101H84L85 99H84V97H77V98H75L74 99V101L72 100V101H68V102H66L64 99H56V100H52L51 102H46L45 101V103H43L44 105H42L41 107H39V109H41V110H43V113L42 114H38V115H32V114H30L29 112H32V110L34 109L33 107H32V105L34 104V103H25V104H19V105H17L18 107H20V111H18V110H15V112H9V113H5V114H3L2 116H6V115H8V114H10V115H17V119L15 120V121H13V122H18V123H20V124H22V131H21V140H23L24 138H26V141H23V142H26V143H20V148L22 149V147L24 146V147H28V146H30V145H28V143L30 142L31 143V141H33V139H34V136H35V132H34V129L32 128V126H31V123H35V124H37V125H39V127H41L43 124H44V119H46V117H48V118H51V122L52 123H54L55 122V118L57 119L59 116H61V117H63V118H66L67 119V117H68V119H70L71 118V120H72V122H73V125H72V128H71V130H73L74 132H76L77 134H78V136H77V138H80L79 139V141L81 140V138H83L82 140H84V138H86L85 137V135L88 133V131L90 130V132L92 131V129H94L95 130V128L96 127H93L92 126V124L93 123H89V121L91 122V119L89 120L88 118H86V119H84L86 116H87V114H88V112H89V109H94V107L93 108H91V106L89 107V105H91L92 103H99V104H101L100 106H99V108L101 109V107H102V105L104 106V108H103V110L105 109L106 110V106H105V104L103 103L106 99H108V97H101V96H93V97H89L88 98ZM263 98H261L260 100H262ZM4 100H3V102H4ZM20 100V99H19ZM23 100V99H22ZM68 100H70V99H68ZM6 101H7V99H6ZM151 101H158V102H160V106L157 108V111L155 112V113H152V114H146V112H145V110H144V108H141L140 106V104H146V103H149V102H151ZM228 101H230V102H228ZM263 101H264V99H263ZM103 103V104H102ZM225 103V104H226ZM229 103V104H228ZM230 103H232V104H230ZM264 103V102H263ZM201 104H203V103H201ZM88 105V107L86 108V106ZM208 105H209V107H208ZM213 107H211V106ZM234 105V104H233ZM108 106V105H107ZM206 106H207V108H206ZM226 106V105H225ZM233 107V106H232ZM231 107V108H232ZM89 108V109H88ZM140 108V109H139ZM209 108V109H208ZM210 108H212V109H214L215 111H216V109H218L217 110V112H218V114H219V116H218V114L216 115L215 113H213L212 112V115H214L213 117H211V116H207L206 117V114L208 115H211V113H209V112H207V111H210V110H212V109H210ZM226 108H229V107H227L226 106ZM109 109V108H108ZM208 109V110H207ZM92 110H90V111H92ZM182 110V109H181ZM213 110V111H214ZM227 110H229V109H227ZM204 112V113H203ZM205 112H207V113H205ZM211 112V111H210ZM220 112V113H219ZM24 113H29L28 114V116L26 117V118H24V117H21L20 115H22V114H24ZM87 113V114H86ZM90 113V112H89ZM138 113V114H137ZM223 114L222 115V117H221V115L220 114ZM86 114V115H85ZM91 114V113H90ZM90 114H88V116L87 117H89L90 118ZM199 114H203L202 116H203V119H207V118H210L209 120H205V123H204V120H202V118H201V116L199 115ZM204 114H205V117L206 118H204ZM228 114V113H227ZM56 115H58V117L56 116ZM56 116V117H55ZM188 116V117H189ZM60 117V118H61ZM199 117L201 118V120L199 119ZM215 117V118H214ZM230 117V116H229ZM24 120H26V124H24L23 122H25ZM89 120V121H88ZM200 120V121H199ZM143 121V122H142ZM207 121V122H206ZM210 121V122H209ZM140 122H142V123H140ZM209 122V123H208ZM8 123V121H2L1 122V125H2V127H0V163L1 164H3L4 162H6V164H9V163H7V161H9L10 159H8V157H10L12 154L14 155V153H13V149H17V147H16V143H11L12 141H11V139L9 138H7L5 135H7L6 134V132L8 133V131H7V124ZM208 123V124H207ZM56 125V124H55ZM231 125H233L232 127H231ZM90 126L92 127V129L90 128ZM236 126V125H235ZM88 127H89V129H88ZM136 127V126H135ZM144 127V128H143ZM98 129V128H97ZM137 129H138V127H137ZM197 129H199L200 130V133H197ZM235 130H237V128H234V131ZM97 131V130H96ZM96 131H94L95 133H96ZM99 131H101V130H99ZM134 131V130H133ZM195 131H196V133H195ZM238 131H239V129H238ZM238 131H236V133L238 132ZM87 132V133H86ZM135 132L137 133V131L135 130ZM147 132V133H146ZM187 133V135L185 134H183V133ZM199 132V131H198ZM201 132H202V134H201ZM82 133H86L85 135H84V137H80V134L82 135ZM92 133V132H91ZM91 133H89L90 135H91ZM137 133V134H138ZM239 133V132H238ZM237 133V134H238ZM93 134V133H92ZM140 134H138V135H140ZM181 134H182V136L184 137V139L182 140L181 139ZM192 134V135H191ZM197 134L199 135V136H203L201 139H200V142H198V144H197V142L195 141V140H198L199 138H197L196 139V137H199V136H197ZM46 135H48L47 133H46ZM53 135H55V134H51V135H48V136H51L52 138H51V140L53 139ZM57 135V134H56ZM72 135H73V133H72ZM99 135V134H98ZM98 135H95V138H97V137H99ZM101 135V134H100ZM103 135V134H102ZM136 135V134H135ZM141 135V136H142ZM8 136V135H7ZM61 136V135H60ZM74 136V135H73ZM93 136L94 135H92V138H93ZM141 136H140V138H141ZM7 139H6V138ZM59 137V136H58ZM62 137H64V136H62ZM67 137V136H66ZM66 137H64V139H66ZM71 137V135L69 136V137H67V139L68 138H70ZM105 137V136H104ZM104 137H102V139L104 138ZM134 137H136V136H134ZM143 137H142V139L141 140H143ZM230 139H229V138ZM54 138H57L56 136L54 137ZM88 138V137H87ZM86 138V139H87ZM91 138V137H90ZM91 138V139H92ZM101 137H99V139H100ZM148 138V137H147ZM187 138V139H186ZM61 139V141H62V138H60ZM71 139V138H70ZM75 139H76V137H75ZM84 140L85 142L87 141V140ZM135 139V138H134ZM190 139V138H189ZM226 139H229V140H227L226 141ZM20 140V142H22ZM54 140V139H53ZM57 139H55V141H56ZM72 140V144H73V139H71ZM82 140H81V143H83L82 142ZM95 140V139H94ZM90 141V144H83V146H86V145H88V147H86V148H89L90 149V151L93 153V148H92V150H91V148L89 147L90 145H91V142H96V141ZM108 140V139H107ZM132 140H133V137H132ZM230 140H232L233 142H231ZM54 141V142H55ZM64 141V140H63ZM63 141L62 142H59V141H57L56 143H60V146L59 147H63L64 146V144L62 145V143H63ZM65 141H68V140H65ZM64 141V142H65ZM76 141V140H75ZM74 141V143H75V146L73 145V147L75 148L74 150H76L77 149V146L76 145H80V142L78 141V144L76 143ZM89 141H87V142H89ZM106 141V140H105ZM134 141V140H133ZM133 141H131L130 143H132ZM139 141V140H138ZM199 141V140H198ZM237 141V140H236ZM34 142V141H33ZM84 142V143H85ZM98 142V141H97ZM104 143V141H101L100 142V144L101 143ZM106 142H109V141H106ZM143 142H142V144H141V146L143 145ZM29 143V144H30ZM70 144H71V142H69ZM69 143H65V145L67 144V145H70ZM138 143V142H137ZM136 143V144H137ZM195 143V144H194ZM19 144V143H18ZM26 144V145H25ZM105 144V143H104ZM108 144H110V143H108ZM134 144V143H133ZM139 144V143H138ZM138 144H137V146H138ZM235 144H236V142H235ZM13 145H15L14 146V148L12 147ZM51 145L52 146H54L53 145V143H52V141H51ZM56 145V144H55ZM66 145V146H67ZM130 146H133V145H131V144H129ZM128 145V146H129ZM151 145V147H149ZM233 145V144H232ZM232 145H230L228 148H230ZM58 146V145H57ZM81 146V154H83V156H85L84 155V152L82 153V151H83V146L82 145H80ZM80 146H79V148H80ZM106 146H107V144H106ZM139 146H140V144H139ZM152 146H153V148L155 149H153L152 150ZM225 148H224V147ZM235 147H236V145H234ZM16 147V148H15ZM23 147V148H24ZM56 147V146H55ZM69 147V146H68ZM98 147V146H97ZM102 146H100V148H101ZM108 147V146H107ZM111 147V146H110ZM13 148V149H12ZM64 148H65V146H64ZM63 148V149H64ZM99 148V149H100ZM109 148V147H108ZM107 148V149H108ZM142 148H143V150H142ZM151 148V149H150ZM187 148V149H186ZM237 148V147H236ZM10 149H12V152H11V150ZM68 149V148H67ZM69 149H71V146L69 147ZM85 149V148H84ZM97 148L95 147V150H96ZM104 149H106V148H104ZM106 149V150H107ZM111 149H112V147L109 149V151H111ZM129 149V148H128ZM133 149H134V146L133 147H131V153H130V151H128L129 152V155L130 154H132V151H133ZM146 149V150H145ZM167 149V150H166ZM177 149H178V151H177ZM190 149H192V150H194V151H190ZM225 149V150H224ZM231 149V148H230ZM10 151L12 154L9 156L8 155V152L7 151ZM18 150H19V147H18ZM56 150H59V148H56ZM60 150H61V148H60ZM72 150V149H71ZM78 150H80V149H78ZM88 150V149H87ZM86 150V151H87ZM105 150V151H106ZM113 150V149H112ZM125 150V149H124ZM127 150V149H126ZM142 150V152H140ZM160 150V151H159ZM162 150V151H161ZM175 150H176V152H175ZM187 150L189 151V154H188V152H187ZM233 150H234V148H233ZM19 151H21V152H23L24 150L22 149V150H19ZM63 151V150H62ZM64 151H65V149H64ZM109 151H106L105 152V154L107 153L108 155H106V156H110L109 155ZM115 150H113V152H114ZM123 151V150H122ZM122 151H119V154L121 153L122 154ZM146 151V152H145ZM234 151H236V150H234ZM4 152V153H3ZM9 152V153H10ZM59 152V151H58ZM61 152V151H60ZM88 152V151H87ZM86 152V153H87ZM96 151H94V153H95ZM98 152V151H97ZM118 152V151H117ZM117 152H114L115 154H117ZM152 152H151V154H152ZM158 152H156L157 154H158ZM168 152H170V154H167ZM178 152V153H177ZM191 152H193L192 154L193 155H195V156H191ZM229 152H230V154H229ZM233 152V151H232ZM6 153H7V155H6ZM57 153V152H56ZM72 153H73V156H74V151H72ZM77 152L75 151V155H77L76 154ZM89 153V152H88ZM87 153V154H88ZM112 153V152H111ZM114 153H112L111 154V159H109L108 158V161H110V160H112V161H114L115 159H117L116 157H115V155H113ZM133 153L136 155L137 153H135L134 151H133ZM146 153V155L148 154L149 156H146V155H144ZM186 153L188 154V155H186ZM229 154V156L230 157H228V155L227 154ZM234 153V152H233ZM1 154L4 156V158H5V156H6V158L4 159V160H2L1 158H3V156H1ZM5 154V155H4ZM66 154V153H65ZM80 153H78V155H79ZM80 154V155H81ZM98 154V153H97ZM120 154V155H121ZM134 154H133V156H134ZM140 154H138V155H140ZM167 154V155H166ZM225 154H226V156H225ZM68 155H70L69 154V152H68ZM72 155V154H71ZM77 155V156H78ZM95 156H96V154H94ZM99 155H101L100 153H99ZM114 156V158H113V156ZM128 155V156H129ZM142 155H140V156H142ZM158 155V156H159ZM165 155V156H164ZM87 156H89V154L87 155ZM125 156H127V155H124V157ZM139 156V157H140ZM71 157V156H70ZM86 157V156H85ZM84 157V158H85ZM119 157V156H118ZM121 157V156H120ZM10 158H12V156L10 157ZM60 158V157H59ZM59 158H58V160H59ZM75 158V157H74ZM74 158H71V159H73L74 160ZM78 158H82L81 156L80 157H78ZM84 158H82V162H84L83 161V159ZM127 158V157H126ZM126 158H123L122 159V157H121V161H123L124 159H125V161H126ZM135 158H137L136 156H135ZM168 158L169 159H172L171 161H169L168 160ZM196 158H198V159H196ZM201 158V160H199ZM15 158H13L12 160H14ZM63 159V158H62ZM62 159H61V161H62ZM87 159H88V157H87ZM114 159V160H113ZM158 159V161H156V165L158 166V168H159V163L161 162V164L162 163H164V162H162L161 160L159 161V158H157ZM202 159H204L205 160V162H203L202 163ZM230 159V160H229ZM44 160V159H43ZM50 160V159H49ZM118 160V159H117ZM199 160V161H198ZM18 162V160L16 159L15 160V162ZM60 161V162H61ZM64 161V160H63ZM62 161V162H63ZM80 161H81V159H80ZM135 161H136V159H135ZM141 161V160H140ZM165 161V162H166ZM10 162V161H9ZM12 162V161H11ZM48 162V161H47ZM58 162V161H57ZM111 162V161H110ZM142 162V161H141ZM147 162H148V160H147ZM158 162V163H157ZM173 162V163H172ZM51 163H53V159H52V162ZM73 163V162H72ZM99 163V162H98ZM114 163V162H113ZM112 162H111V164H113ZM120 163V162H119ZM138 163V162H137ZM167 163V162H166ZM165 163V164H166ZM240 163V164H239ZM15 164V163H14ZM13 164V162L12 163H10V165H12L11 167L10 166H6V165H4V167L6 168V167H8L7 169H9V168H16L15 170H17L16 172V174H18L19 175V173L20 172H22V171H20L19 173H18V169H20L21 170V168H20V165H19V163H16L15 164V167L13 166L14 165ZM17 164H18V166H19V168L17 167ZM41 163H39V165H40ZM43 164V163H42ZM56 164H58V163H56ZM65 164V163H64ZM150 165H151V161H150V163H149ZM152 164H155L154 162L152 163ZM202 164V165H201ZM205 164V165H204ZM251 164V163H250ZM48 165V164H47ZM61 165V164H60ZM107 165H108V162H107ZM114 165V164H113ZM112 165V166H113ZM120 165H121V163H120ZM124 165H127V164H124ZM136 165H138V164H136ZM162 165H164V164H162ZM166 165V166H167ZM239 165V166H238ZM2 166V165H1ZM43 166V165H42ZM64 166V165H63ZM63 166H61V167H63ZM97 167H98V165H96ZM105 166V165H104ZM170 166H171V168H170ZM203 167L204 166V168L206 169L205 171L203 170V168L201 169V168H199V167ZM3 167V166H2ZM4 167L3 168H1L2 170H4ZM88 167V166H87ZM91 167V166H90ZM89 167V168H90ZM93 167V166H92ZM108 167H110V166H108ZM122 167H123V165H122ZM138 167H139V165H138ZM148 167H151V166H148ZM249 167V169L247 170V172H248V176H249V178H251L252 176H254V175H256V173H257V177L256 178H258V179H260V177H258V176H261L262 174H258V173H260V171H262V170H260L259 169V167H258V172H255L254 171V174L252 175V176H250L251 175V173H249V170H251L250 169V167L251 166H248ZM262 167V166H261ZM41 168V167H40ZM48 168V167H47ZM57 168H58V165H57ZM60 168V167H59ZM89 168H86V169H89ZM125 168V167H124ZM127 168V167H126ZM140 168V167H139ZM157 168V169H158ZM263 168V167H262ZM1 169H0V172H2L1 171ZM6 169V170H7ZM13 169H11L13 172H14V170ZM51 169V168H50ZM63 169V168H62ZM98 169V178H95V179H97V180H101V178H100V175H103L102 173H100V170H99V168H97ZM96 168L94 169V170H97ZM108 169V168H107ZM114 169V166H113V168H111V169H109L110 171L111 170H113ZM116 169V168H115ZM115 169H114V173H115ZM201 169V170H200ZM256 169V168H255ZM41 170V169H40ZM91 170V169H90ZM105 170V169H104ZM109 170H108V173L110 174V172H109ZM118 170V169H117ZM117 170H116V172H117ZM141 170V169H140ZM153 170V171H152ZM154 170L156 171L155 173H154ZM260 170V171H259ZM8 171V170H7ZM51 172H52V170H50ZM55 171H57V170H55ZM55 171L52 173V174H54L55 173ZM63 171V170H62ZM83 171V170H82ZM130 171V168L128 167V172ZM198 171H201L200 173H201V175H199V174H197V172ZM203 171H204V173H203ZM240 171H242V170H240ZM5 172V171H4ZM8 172H10V171H8ZM7 172V175H5V178L7 179L8 177H6V176H8V174L10 175L11 173H8ZM47 172V171H46ZM59 172V174H60V171H58ZM83 172H89L88 170H84ZM92 172H93V170H92ZM97 172V171H96ZM105 172H107L106 170H105ZM41 173V172H40ZM91 173V172H90ZM108 173L106 174V173H104L105 175H106V178H110V180H111V177H110V175H109V177L107 176L108 175ZM112 173H113V171H112ZM118 173V175H119V178L117 179V180H121L120 178V176H121V174H119L120 172H117ZM262 173V172H261ZM4 174V173H3ZM22 174V173H21ZM20 174V175H21ZM116 174V173H115ZM250 174V175H249ZM23 175V174H22ZM21 175V176H22ZM69 175H71V174H69ZM92 175H93V173H92ZM198 177H196V176ZM243 175H245V176H243ZM34 176V175H33ZM50 176V175H49ZM54 176V175H53ZM52 176V177H53ZM86 176H88V173L86 174ZM116 176V175H115ZM124 176H127V177H125L124 178ZM163 177L162 179L160 178V177ZM3 177V176H2ZM12 177V174H11V178H13ZM27 177H28V175H27ZM43 177V174L41 175V176H39V179H41V178ZM56 177V176H55ZM61 177V176H60ZM89 177H90V175H89ZM93 177H96V176H94L93 175ZM102 177V179L103 180H107V179H105V176L103 175V176H101ZM194 177H196V178H194ZM19 178V177H18ZM21 178V177H20ZM23 178L25 179V177H22L21 179L23 180ZM49 178V177H48ZM67 178V177H66ZM262 178V177H261ZM2 179V178H1ZM28 180H30L29 178H27ZM26 179V180H27ZM31 179H33L32 177H31ZM35 179H36V176H35ZM62 179V178H61ZM81 179L82 180H84L83 179V177H81ZM91 179H93V180H95L94 178H91ZM158 179H160L159 181H161L160 183H162V184H160V186H154V183L157 185V183L155 182V181H157ZM205 179V180H206ZM251 179H253V178H251ZM258 179H256V181L258 180ZM3 180H4V178H3ZM9 180H11V179H9ZM9 180H7V181H9ZM17 180H19V179H17ZM38 180V179H37ZM51 180V179H50ZM109 180V182H111ZM262 180V179H261ZM2 181V180H1ZM36 181V180H35ZM44 181H45V178H44ZM53 181H55V179L53 180ZM57 181H59V179L57 180ZM56 181V182H57ZM86 181V180H85ZM92 181V180H91ZM159 181H157V182H159ZM193 181V182H194ZM219 181V183H217ZM252 181V180H251ZM256 181H254V182H256ZM11 182V183H12ZM23 182H24V180H23ZM28 182V181H27ZM30 182V181H29ZM37 182V181H36ZM39 182V181H38ZM47 182V181H46ZM205 182V181H204ZM209 182V181H208ZM238 182V183H237ZM253 182V183H254ZM259 182H261V181H257L256 183H259ZM32 183V182H31ZM30 183V184H31ZM41 183H42V181H41ZM43 183H45V182H43ZM48 183V182H47ZM64 183V182H63ZM91 183V182H90ZM114 183H115V181H114ZM196 183V182H195ZM203 182H201V184H202ZM210 183V182H209ZM250 184H252L251 182H249ZM4 184V185H3ZM20 184V183H19ZM29 184V185H30ZM53 184H55L54 182H53ZM52 184V185H53ZM57 184H58V182H57ZM56 184V185H57ZM79 184V185H78ZM117 184V183H116ZM198 184H200L199 182L196 184V185H198ZM204 184V183H203ZM24 185H26L25 183H24ZM32 185V184H31ZM36 185V184H35ZM38 185H40L39 183H38ZM37 185V186H38ZM50 185V184H49ZM60 185H62L61 183H60ZM83 185V186H84ZM91 185H93L92 183H91ZM109 185H111V183H109ZM206 185H208V184H206ZM237 185H238V187H237ZM1 186V187H2ZM14 186V187H15ZM34 185H32V186H29V187H33ZM76 186L78 187V188H76ZM102 186H104V184L102 185ZM125 186V187H124ZM199 186V185H198ZM204 187H205V184L203 185ZM230 186H232L231 184H230ZM249 186V185H248ZM251 186H254V185H251ZM3 187V188H4ZM14 187H12V188H14ZM50 187V186H49ZM53 187V186H52ZM203 187V188H204ZM10 188V189H9ZM34 188V187H33ZM73 188V187H72ZM80 188V190H78V192L76 191L77 189H79ZM85 188V189H86ZM122 188V189H121ZM202 188V186H200V189ZM251 188H253V187H251ZM261 188V187H260ZM264 188V187H263ZM263 188H261V189H263ZM5 189V188H4ZM55 189V186H54V188H52V190H54ZM84 189V188H83ZM83 189H82V191H83ZM107 190V192L105 191V195L103 194V192L104 191H102V190ZM111 189V188H110ZM114 189V188H113ZM116 189V188H115ZM190 189V190H189ZM14 190V189H13ZM26 190V189H25ZM33 190V191H32ZM36 190H38V189H36ZM56 191H57V189H55ZM194 190V189H193ZM220 190V191H219ZM264 190V189H263ZM42 191V190H41ZM51 191V190H50ZM115 191V190H114ZM206 191V190H205ZM258 191H259V193H258ZM28 194H27V193ZM53 192V191H52ZM76 192L79 194V195H76ZM94 192H95V194H94ZM101 192H102V195H104V197L106 198V199H110L108 202H106V199L104 198V200H103V196L101 195ZM202 192V193H201ZM253 192V193H252ZM256 192H257V194H256ZM3 193V194H2ZM6 193H8L9 195H8V197H7V194ZM20 193L22 194V195H20ZM24 193H26V194H24ZM42 193V192H41ZM40 193V194H41ZM58 192H57V194H59ZM77 196H74V194ZM81 193V192H80ZM193 193V192H192ZM39 194V195H40ZM43 194H44V192H43ZM43 194H42V196H43ZM73 194V195H72ZM82 194V193H81ZM97 194V196H95ZM118 194H120L121 196H119V198L116 200V198H115V196L116 195H118ZM200 194H203V191H200ZM32 195V196H31ZM47 195V194H46ZM49 195V194H48ZM53 195H55L54 193H53ZM193 195H194V193H193ZM216 195H218V196H216ZM38 196V195H37ZM41 196V195H40ZM63 196V195H62ZM61 196V197H62ZM63 196V197H64ZM69 196H70V198H69ZM74 197V198H76V199H74V198H72V197ZM87 196V197H86ZM203 196V195H202ZM202 196H200V198L202 197ZM233 196V197H232ZM236 196V197H235ZM24 197V196H23ZM39 197V196H38ZM38 197H36V198H38ZM56 197H58L59 198V200L61 199L60 198V196H55V198ZM92 197V198H91ZM192 197H194V196H191V198ZM40 198H42V197H39L38 199L39 200H42V199H40ZM85 198H86V200H87V198L88 199H90L89 200V205L87 206L86 204H88V200L87 201H85ZM102 198V199H101ZM113 198H114V200H113ZM203 198V197H202ZM200 199L201 201H202V203H204L203 202V199ZM229 198V199H228ZM232 200H231V199ZM234 198V199H233ZM23 199V200H22ZM35 199V200H34ZM37 199V201H39ZM44 199H46V198H44ZM49 199V198H48ZM68 199L70 200V202L68 201ZM82 199V200H81ZM83 199H84V201L85 202H87V203H85L84 201H83ZM198 199V198H197ZM216 199V198H215ZM235 199H237V200H235ZM261 199H263V200H261ZM26 200V201H25ZM56 200H57V198H56ZM77 200L78 201H80V205L81 206H83L82 204H84L85 203V205L81 208V206H79L78 204V202H77ZM92 200V201H91ZM116 200V201H115ZM234 200V201H233ZM247 200L248 202H249V205L252 203V201L250 200ZM33 201H35V204L33 205L34 207H32V205L31 204H33L32 202ZM43 201V200H42ZM49 201H50V199H49ZM49 201H48V203H49ZM83 201V202H82ZM102 201H104V202H102ZM198 202V200H195L194 202L195 203H197ZM200 201V202H201ZM226 201V202H227ZM18 202V201H17ZM18 202V204H20ZM26 202H28V203H26ZM41 201H39L38 203H40ZM47 202V201H46ZM51 202H52V200L50 201V203L49 204H51ZM58 203H59V201H57ZM56 202V203H57ZM76 202H77V204H76ZM91 202V203H90ZM95 202H97V203H95ZM236 202L238 203L237 205H236ZM4 203V204H3ZM42 203V202H41ZM82 203V204H81ZM93 203H95L94 204V206H92V205H90V204H93ZM201 203V204H202ZM243 204V206H242V204ZM247 203V202H246ZM45 204V203H44ZM43 204V205H44ZM47 204V203H46ZM45 204V205H46ZM53 204V203H52ZM43 205H42V207H43ZM48 205V204H47ZM76 205L77 206H79V208H81V210H84V208H85V210H84V212L82 211L81 212V210L79 209V208H77L76 207ZM172 205V206H171ZM181 205V206H180ZM195 205V204H194ZM193 205V206H194ZM205 205V206H206ZM247 205H248V203H247ZM246 205V206H247ZM7 206V205H6ZM15 206V207H14ZM20 206H21V204H20ZM20 206H17V207H20ZM27 206V208H28V211H29V209H30V207H28ZM65 206H68L67 208L65 207ZM86 206V207H85ZM104 206H106V207H108V212H106L107 213V215L109 216H107L106 217V219H105V221H103V220H99V218L101 217L100 215H102L103 214V212L101 213V211L99 212L97 209H99L100 207V209L102 210V208L104 207ZM175 207V209H174V207L172 208L173 209V211H176L177 209L179 210V211H177V212H174V214L176 213L177 215H179L178 214V212H181V214L182 215H184V217L183 216H178V218L182 221H180L181 223H179V225H177V226H175L176 225V223L174 224V225H171V221H175V220H178V218L176 219V217H174V216H176V214L174 215L173 214V212H172V215H173V218H175V219H172L171 221H170V219H169V217H168V214H166V213H168V211L170 210L171 211V207ZM188 206V205H187ZM199 206H201L200 204L198 205L197 204V206H195V207H198V209H200L199 208ZM203 206H204V204H203ZM204 206V207H205ZM13 207L17 210V208H16V202H15V204L13 205ZM26 206H24L23 208H25ZM47 207H49V206H47ZM57 207V206H56ZM55 207V209H53L54 211L57 209ZM183 207V206H182ZM202 207V206H201ZM204 207H202V208H204ZM248 207V206H247ZM247 207H245V208H247ZM10 208V207H9ZM27 208L25 209L26 211H27ZM75 208L76 209H79V211L81 212V213H84V214H82L81 215V213L79 214V213H77V212H79L78 210H75ZM96 208V209H95ZM47 209V210H46ZM73 209L75 210V212L73 211ZM197 209V210H198ZM252 209V208H251ZM251 209H250V212H251ZM50 210H51V207L49 208V211L48 212H50ZM61 210H60V212H61ZM69 210V211H68ZM103 210H104V208H103ZM102 210V211H103ZM124 210V211H123ZM126 210H128L129 212H127ZM166 210H168V211H166ZM202 210V209H201ZM204 210H206V207H205V209ZM233 210V211H232ZM255 210H254V212H255ZM18 211V210H17ZM26 211H24L23 213H25ZM32 211V209L30 210V212ZM34 211V210H33ZM71 211H73V212H71ZM77 211V212H76ZM30 212H28V214H27V212L25 213V214H23L24 216H29V213ZM47 212V213H48ZM124 212L126 213V214H124ZM203 210H202V212H199V213H202L203 214ZM253 212V213H254ZM9 213H15V214H18L19 215V219L17 218V216H16V218H15V220L16 219H18V220H16L17 221V223H16V221L14 220V217L12 218V216L14 215H11V218H10V216H9ZM32 213V212H31ZM51 213H53V212H51ZM67 213V214H66ZM73 214L71 217H69V215L70 214ZM128 213V214H127ZM187 213V212H186ZM27 214V215H26ZM55 214L57 215V216H59V214L57 213V210H56V212H55ZM66 214V215H65ZM79 214V216H77V215ZM158 214V215H157ZM196 214H198V212H196ZM201 214V216H202V218L204 217V214L202 215ZM256 214V213H255ZM22 215V216H23ZM81 215V216H80ZM151 215V216H150ZM171 215V214H170ZM195 215V214H194ZM251 215H252V213H251ZM45 216H48V217H45ZM74 216V217H73ZM104 216V215H103ZM148 216H150V219H152V220H149V221H153L152 222V224L150 225V224H148V223H151V222H148V223H146V220H147V218H148ZM197 216H199V215H197ZM60 217V216H59ZM59 217H57V218H59ZM62 217V218H63ZM76 217V218H75ZM78 217V218H77ZM158 217V218H157ZM160 217V218H159ZM183 217V218H182ZM5 218H7V219H5ZM9 218V219H8ZM61 218V217H60ZM102 218V217H101ZM182 218V219H181ZM194 218V217H193ZM252 218H253V216H252ZM10 219L13 221H10ZM25 219H27L26 217H25ZM102 219H104V218H102ZM158 219H161V221L162 222H160V220H158ZM197 219V218H196ZM196 219H195V221H196ZM223 219V220H224ZM249 219V218H248ZM248 219H245V220H248ZM0 220V221H1ZM7 220H9V221H7ZM58 220H60L61 221V219H58ZM99 220V226H98V223H96L97 221ZM167 220H169L170 221V224H168L169 222H167ZM190 220V219H189ZM228 220V221H229ZM6 221H7V223H6ZM32 221V220H31ZM55 221V220H54ZM62 221V222H63ZM96 221V222H95ZM163 221H164V223H163ZM212 221H214L213 223H211ZM240 221H242V220H240ZM3 222V221H2ZM2 222H0V223H2ZM11 223V225L15 222L16 224H13L14 225V228H15V225H16V227L17 228H15V231H14V228H9V225H10V223ZM93 222L94 223H96L95 224V226L99 229H97L98 230V232H97V230L95 231V228L96 227H94V225H93ZM127 222V224H125ZM158 224H157V223ZM217 222V221H216ZM246 222V221H245ZM160 223V224H159ZM167 223V224H166ZM178 223V222H177ZM197 223V222H196ZM236 223V222H235ZM250 223H251V225H250ZM255 224V226L253 225V224ZM54 224V225H53ZM125 224V225H124ZM146 224H147V226L148 227H145L146 226ZM167 225L168 226V228L170 229V230H168V228H166L167 226H165V227H163V226H161V228H160V225ZM190 224V223H189ZM193 224V223H192ZM199 224V223H198ZM198 224H196V225H198ZM199 224V225H200ZM1 225V224H0ZM10 225V227H13V225L11 226ZM19 225V226H18ZM34 225V226H33ZM91 225H93V226H91ZM128 226V228H124L125 226ZM171 225V226H170ZM184 225V226H183ZM212 225H214V226H212ZM245 225V226H244ZM38 226V227H39ZM174 226V227H173ZM179 226V227H178ZM183 226V227H182ZM189 226V225H188ZM219 226V225H218ZM1 228L3 227V226H0ZM33 227V228H32ZM34 227H36V228H34ZM90 227H91V229H93V227H94V229H93V231L91 232V230H90ZM157 227H158V229H157ZM163 227V228H162ZM190 227H191V225H190ZM211 227V228H210ZM0 228V229H1ZM41 228V227H40ZM160 228V229H159ZM174 228H176V229H174ZM219 228V227H218ZM21 229V228H20ZM32 229H33V231L35 230V232H31L32 231ZM139 229V231H137ZM162 229V230H161ZM186 229V230H185ZM190 229V228H189ZM200 229H202V230H200ZM212 229V230H211ZM214 229V230H213ZM220 229V228H219ZM40 230V229H39ZM39 230L37 231V232H39ZM161 230V231H160ZM206 230V232H204ZM207 230H208V232H207ZM228 230V231H227ZM57 233V234H55V232ZM90 231V232H89ZM137 231V233H135ZM167 231H163V233L165 232H167ZM188 231V232H187ZM248 233H247V232ZM23 232V233H22ZM42 232V231H41ZM54 232V233H53ZM89 232V233H88ZM97 232V233H96ZM183 232H185V234H184V236H182V234H183ZM194 232V231H193ZM201 234H200V233ZM244 232H246V233H244ZM254 232L256 233V238H255V236H254ZM92 233V235H90ZM93 233H95V234H93ZM132 233V234H131ZM135 235H134V234ZM207 233V234H206ZM232 233V234H231ZM26 234V233H25ZM24 234V235H25ZM38 234V233H37ZM39 234H40V232H39ZM41 234L43 235V236H41ZM39 236H41V237H45L46 238V241H47V236H44V233L42 232ZM196 234V235H197ZM7 234H4L3 235V237L4 236H6ZM9 235H7V236H9ZM34 235H31V237L34 239ZM85 235L87 236V237H85ZM132 235H134L133 236V238L131 239V237H132ZM156 235V234H155ZM211 236L210 238H206L205 236ZM241 235V236H240ZM251 235H253V236H251ZM6 236V240H8L9 238ZM130 236V237H129ZM162 236H164V239H163V237ZM1 237V236H0ZM14 237V238H13ZM41 237L39 238V241L41 240ZM49 237H50V239H49ZM58 237V238H57ZM136 237H142L143 239H144V241L141 243V245H143V246H141L140 245V243L138 242V241H136V240H133L134 238H136ZM185 237V238H186ZM8 238V239H7ZM18 238H19V240H18ZM60 238V239H59ZM81 238H83V239H81ZM141 238V240H143ZM153 238V239H152ZM161 238H162V241H161ZM169 238H167V240L165 241V242H169L168 240H170ZM205 238H206V240H205ZM213 238V240H215L216 241V239H214ZM218 238V239H219ZM251 238H253V240L251 239ZM1 239V238H0ZM32 239V240H33ZM137 239V238H136ZM151 239L153 240V242L151 241ZM191 239H192V237H191ZM192 239V241L193 242H195V240H193ZM234 238H232V240H233ZM43 240H45V239H43ZM57 240V241H56ZM61 240V241H60ZM146 240V241H145ZM159 240L161 241V242H159ZM183 239H181V241H182ZM224 240L226 241V242H224ZM228 240V241H227ZM9 241V240H8ZM38 241V240H37ZM60 241V242H59ZM136 241V242H135ZM139 241H140V239H139ZM150 241H151V243H150ZM155 241V242H154ZM171 241V240H170ZM176 241V240H175ZM215 241L213 242V243H215ZM236 241H240V240H236ZM13 242V243H14ZM141 242V241H140ZM164 242V243H165ZM217 242H220V243H218L219 244V246H224V248L223 247H221L222 249H225V245H223V243L220 241V239L219 240H217ZM216 242V243H217ZM235 242V240H233V243ZM255 242L253 243V244H255ZM135 243H139V245L141 246V248L142 249H140L139 250V245H137V244H135ZM172 243L173 244H175V242L172 240ZM196 243V244H197ZM215 243V244H216ZM237 243H239V242H237ZM250 243V244H251ZM31 244H32V242H31ZM167 245H163V246H168V243H166ZM171 244V243H170ZM218 244H216L215 245V247L216 246H218ZM236 244V242L234 243V245ZM33 245V244H32ZM32 245H30V248L32 247ZM185 245H187L186 243H185ZM185 245H183L185 248H187V250H189V251H191V247H193L192 248V250L194 249V246L193 245H188V247H186ZM203 245H204V243H203ZM202 245V246H203ZM214 245V244H213ZM212 245V243H211V247L213 246ZM237 245V244H236ZM235 245V246H236ZM264 245V244H263ZM54 246V245H53ZM135 246V247H134ZM139 246V247H138ZM198 246V245H197ZM199 246H200V244H199ZM205 246V245H204ZM258 246L259 245H257V246H255V247H257L258 248ZM41 247V248H40ZM49 247V248H48ZM135 249H134V248ZM138 248V250H139V252L137 251V248ZM150 247H149V249H150ZM159 247V246H158ZM169 247H170V245H169ZM174 247H176V244L174 245ZM173 247V248H174ZM181 247V246H180ZM189 247H190V249H189ZM207 247V246H206ZM215 247H214V252H213V250H212V255L214 256V254H215V257H212L213 258V260L214 259H216L217 258V261H213L214 262V264H218V262H220V264H222V260H223V264H226V261H227V256L229 255L228 254V252H229V250H227V251H225V252H227L226 254H227V256L225 257L226 258V260H225V258L224 257H221L220 256V253H219V251H220V249L218 248L217 250L218 251H216V249H215ZM230 247H231V245H230ZM251 247H254V245H252L251 244V246H250V248ZM254 247V248H255ZM261 247V246H260ZM259 247V250H261L262 252H263V250L261 249ZM263 248H264V246H262ZM2 248L3 247H1L0 249L2 250ZM29 248V249H30ZM33 248H34V246H33ZM65 248H67L66 250L68 251L69 250V252H66L65 251ZM143 248H144V250H146V255L144 256V254H143V256H144V258H143V260H142V253L141 252H143ZM162 246H161V249H160V247L158 248L159 249V251L160 250H162ZM178 248V247H177ZM177 248H176V251H177V253H178V250H177ZM229 247H227V249H228ZM256 248V249H257ZM35 249V248H34ZM36 249V250H37ZM132 249H134V250H132ZM45 250V249H44ZM87 250H90L91 251V253L89 254V255H86L85 253H86V251ZM165 250V251H164ZM173 250V249H172ZM172 250H170V254H169V252H167L166 251V247H164V249H163V251H164V255H165V253L167 252L169 255H172V252L174 251H172ZM184 250H185V253H186V255H185V253H184ZM183 250V253L184 254H182L181 253V255L183 256V255H185L186 257L187 256H189L187 259H186V257H185V261H183V260H180V259H182V258H179L180 256H178V258H179V263L178 264H183V262H186V264H189L190 263V261L192 260V258H190L191 256L189 255L190 253H188V251L186 250V249H184ZM226 250V249H225ZM234 250H235V247L233 248V251L232 252H234ZM250 249H248V250H245V251H243V252H245V255L246 254H249V259H250V257H252V255H253V252H250L249 251ZM15 251V252H16ZM147 251H148V253H147ZM158 250L155 252L154 251V249H153V252L150 254V257L152 258V264H153V262H154V259H155V264H158L159 262H161L162 261V257H163V251L162 252H160V257H161V254H162V257H161V259L159 260V258L157 257L158 255H156L155 256V254H157L158 252H159ZM172 251V252H171ZM176 251H174V253H173V255L175 254V252ZM180 251V250H179ZM181 251H182V249H181ZM246 251H249L248 253H246ZM1 252V251H0ZM29 252V253H28ZM42 252H43V255H42ZM64 252V254H65V252H66V257H64L62 260H61V262H58V260H59V258L63 255L62 253ZM216 252V253H215ZM223 252H224V250H223ZM256 252L257 251H255L254 253L256 254ZM5 253H4V255H3V257H5V258H8L6 255H5ZM32 253H34L35 254V256L37 257V258H33V254ZM137 254L138 253V257L137 256H132V254ZM155 253V254H154ZM166 253V254H167ZM217 253L219 254V255H217ZM250 253H251V256H250ZM39 254L40 255H42V257H39ZM153 254H154V257H153ZM191 254H193V256H194V253H193V251H192V253ZM208 254L209 253H207L206 255H207V257H208V259L210 260V261H208L209 263L211 262V255H209L208 256ZM224 254V255H223ZM223 254H221L222 256H225V253H223ZM254 254V255H255ZM2 255V254H1ZM168 255V256H169ZM172 255V256H173ZM179 255H180V253H179ZM231 255V254H230ZM234 255V254H233ZM241 255V254H240ZM254 255H253V257H254ZM258 255H262L261 253L260 254H258ZM34 256V257H35ZM181 256V257H182ZM235 256V255H234ZM247 256V255H246ZM263 256V255H262ZM156 257L158 258V260H159V262H157L156 261ZM174 257H175V255H174ZM176 257H177V254H176ZM203 257H205V255H203ZM11 258V259H12ZM85 258V259H84ZM140 258V260L138 261V259ZM149 258V257H148ZM167 258V256H165L164 257V259H166ZM189 258H190V260H189ZM194 258V257H193ZM230 258H232V256L230 257ZM230 258H229V256H228V261L230 260ZM243 258V257H242ZM1 259H2V257H1ZM11 259H10V263H12V264H14L15 262L13 261V262H11ZM27 259H28V261H29V259H30V261H29V263L27 262ZM175 259L176 258H173V261H175ZM219 259H220V261H219ZM222 259V260H221ZM142 260V261H141ZM150 260V262H151V259H149ZM168 260H169V263H170V258H168ZM168 260H167V262H168ZM199 260H200V258H199ZM250 260H252V259H250ZM2 261V260H1ZM164 261V260H163ZM172 261V260H171ZM197 261V260H196ZM201 261V260H200ZM227 261V262H228ZM149 262V263H150ZM165 262V261H164ZM161 263V264H165V263ZM182 262V263H181ZM198 262V264H199V261H197ZM197 262H195V260H194V263L196 264ZM216 262V263H215ZM225 262V263H224ZM249 262V261H248ZM143 263V262H142ZM168 263V264H169ZM175 264L177 263V261H175L174 262ZM174 263H170V264H174ZM192 264H193V262H191ZM190 263V264H191ZM201 264H203V262L201 261L200 262ZM204 263H205V261H204ZM212 263V262H211ZM252 263H254V261L252 260L251 262H250V264H252ZM135 264V263H134ZM139 264V263H138ZM185 264V263H184ZM206 264V263H205Z\"/></svg>","mask_w":264,"mask_h":264}]
</instances>
